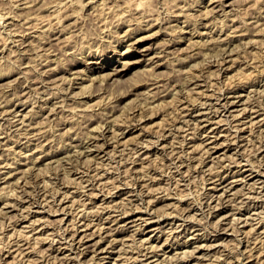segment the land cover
I'll use <instances>...</instances> for the list:
<instances>
[{
    "label": "rangeland",
    "instance_id": "rangeland-1",
    "mask_svg": "<svg viewBox=\"0 0 264 264\" xmlns=\"http://www.w3.org/2000/svg\"><path fill=\"white\" fill-rule=\"evenodd\" d=\"M15 1L14 0H0V101L2 102V103L0 102V104L1 105L3 104L2 105L3 107L0 105V122H1L0 123L1 124L0 125V141H1L0 142V209H1L0 210V216H1L0 217V229L3 228L2 230H0L1 231L0 232V243H1L0 246L3 245L2 247H0V250H1L0 256L2 254L3 260L5 258H9V261H10L9 264H14V263L17 264V262H18V264H34L35 262H36L35 264H37V263L39 264L40 262L42 264H56V262H58L60 264L61 263L62 264H117V262H118V264H145V262H147V264H149V263H151V264H164L163 263L164 261H165V264H177V263H179V264H182V263L192 264V263H194L193 261L196 262L197 260L198 261L194 264H201V263L204 264V262H206L205 264H207V263L209 264V262L211 263V261H213V264H227V262H228V264H234V263L235 264H258V262H259V264H264V252L262 251L263 250L262 248H264L263 247L264 246L263 245L264 244V240H263L264 239L263 238L264 237V234H263L264 233V228H263L264 227V222H263L264 221L263 220L264 211H262L263 210L262 208L264 207V205H263L264 204L263 203L264 202V179H263L264 175L263 174L260 175V173H262L264 171V160H263L264 159V144H263L264 143V120L262 119V117L264 118V115H263L264 114V112H263L264 111V101H263L264 100V91H263V89H264V78H263L264 77V54H263L264 53L263 52L264 51V41H263L264 40V36H263L264 35V19H263L264 18V11H263L264 10V0H211V2H209V0H79L80 3H78L79 2L78 0H77L78 2L76 0L75 1L73 0L72 4H71L72 0H68V1L67 0H24V1L21 0L22 2L20 0H17L18 2L20 1L19 3L17 1L15 2ZM13 2H15V3H13ZM64 2H65V4L70 3L69 6L68 7L64 6L65 5V4H63ZM75 2H77V3H75ZM12 3H13V5H12ZM16 3L18 6L16 5ZM86 3H87V5H86ZM207 3H208V5H207ZM82 4H84V6ZM61 5H62V7H61ZM117 5H119V6H117ZM63 6L65 8L67 7L66 10H64L65 12L63 11V9H65ZM55 8H56L55 11L57 13L53 12V10ZM206 8L209 9V12H211V13L206 12V11H208V10L205 11ZM75 9H76V11H75ZM60 10H62V12H60ZM35 11H36V14H35ZM178 11L180 12L179 14L177 13ZM31 12H32V15H34L32 17V20L35 21V24L33 23L32 20H29L28 23L30 24L32 22V24H34L35 26L37 24V27H36L37 30H35L34 25H32V27H31V25L30 26L27 25V29L24 26V24L26 25V23L28 21V19H26V16L31 14ZM52 12L55 16L51 15V17H52V19H51L49 16H50V14H52ZM58 12L61 14H58ZM7 13H9V14H7ZM42 13H43V15H42ZM63 13L66 14L67 16H65ZM68 13H70V14H68ZM2 14L5 16L3 17ZM45 14L46 15L49 14V16L47 15L48 16L47 17ZM145 14H147V15H145ZM37 15L43 16V17H37L38 19L44 18V16H45V18H50V20L54 21V24L52 23L53 21H50L49 27L47 25H45L46 27H48V29L46 27H42L40 24L37 23L39 21V20H37V18H35ZM56 15H59V18L62 20H60V19L57 20L56 18L58 16H56ZM60 15H62V17ZM16 16H17V18H16ZM53 16H54V18H53ZM173 16H174V18H173ZM22 17H23V19H22ZM24 17L27 21L24 19ZM154 17L155 18L159 17V18L155 19ZM20 18L23 21H21ZM156 20H157V23H156ZM221 20H223V22H221ZM18 21H20V22L18 23ZM148 21H149V23H148ZM151 22H154L153 25L150 24ZM16 23H17V25H16ZM21 23H23L24 28H23ZM177 23H179V24H177ZM207 23H209L208 24L209 26L207 25ZM253 23H255V24H253ZM145 24H146V26H145ZM148 24H150L151 26L149 25L150 27H148ZM178 25H180V26H178ZM182 25H183V27H182ZM234 25H240V26L237 27ZM256 25H258V26H256ZM13 26L14 27L17 26V27L14 28ZM158 26H160V27H158ZM174 26H176V27H174ZM198 26L200 27V29L197 28ZM28 27H29V29H28ZM180 27H182V28L180 29ZM236 27L240 30L235 31L236 32L235 33L232 30L233 29L236 30L237 29ZM16 28L18 30H16ZM30 28H31V30H30ZM153 28H156V29H153ZM157 28L158 29L161 28V30L157 31ZM174 28H176V30ZM183 28H185V30ZM256 28L257 29L259 28L258 30L260 32H257L258 30ZM24 29H26L27 31ZM143 29H146V30H143ZM194 29H198V30L194 31ZM247 29H248V31H247ZM151 30L152 31L154 30L153 33L158 32L157 33L158 36L152 35L153 33H149L152 36L148 35V32H152ZM17 31H19L20 33ZM54 31H56L57 33ZM177 31H179V32H177ZM191 31H192V33H190ZM198 31H199V33H198ZM244 31H246V32L244 33ZM25 32H26V34H25ZM126 32H128V33H126ZM170 32H173V33L171 34ZM201 32H202V34H201ZM41 33H42V35H41ZM125 33H126V35H125ZM180 33H182V34H180ZM145 35H147V36L145 37ZM183 35H185V36H183ZM220 35H221V37H220ZM237 35H238V37H237ZM247 35L249 37H251L250 38L251 41L248 39L249 37ZM261 35H262V37H260ZM47 36H48V38H46ZM51 36L53 38L55 36L56 37L53 39ZM224 36L225 37L227 36L226 40L223 39ZM245 36H246V38H245ZM257 36L260 37V39L262 38L263 42H261V40H259V38ZM57 37H58V39H57ZM139 37H141L142 40H139ZM215 37L217 39H215ZM240 37L241 38L243 37L242 39H245V41L244 40L242 41V39ZM252 37H253V39H255V37H256V40L252 41ZM16 38H17V40H19V42L16 40ZM165 38H167L168 40ZM43 39H45V40H43ZM231 39L233 42H231ZM234 39H236V40H234ZM132 41H135V42H132ZM163 41L164 42L167 41L166 42L167 44L166 43L164 44ZM168 41H169V43H168ZM217 41L219 42V44ZM226 41L229 42V43L227 42L229 46H226L228 49H224L226 47L223 48V46L227 44ZM246 41H247V43H245ZM256 41H259V43L258 42L256 43ZM20 42H22L21 45H20ZM45 42H47L46 43L47 45H45ZM129 42H130V44H129ZM251 42H253V43L251 44ZM216 44H218L217 47L215 46ZM231 44L233 45V47H235V48H233V50H235V51H233L232 53L228 52V51L232 50V49H229V48H232ZM245 44H246V47H245ZM253 44H256V45L253 46ZM219 45H223V46L220 47ZM150 46L152 47V50H150L151 49ZM185 46L186 47L190 46V47H187V49H186ZM242 46H244V47H242ZM41 47H43L45 49L47 48V49L46 50L43 48L41 49ZM89 47H90V49H89ZM127 47L130 49H128ZM241 47L247 49L248 51L247 50L244 51ZM14 48H16V50L17 49L18 50L16 51ZM142 48L144 50H142ZM180 48L182 50H180ZM217 48L223 53L217 52L216 51V50H218ZM220 48H222L223 50ZM4 49H5V52H4ZM88 49L90 51H88ZM96 49H97V51H96ZM127 49L133 50V52H129L130 54L129 53L127 54L126 53ZM2 50L4 53L3 52L1 53ZM157 50H160L159 53ZM236 50L238 51V55H237ZM260 50H261V52H260ZM11 51H16V52H11ZM50 51H52V52H50ZM73 51H75V52H73ZM147 51H149V52H147ZM37 52L38 53L41 52L40 54H42V55L44 54V55L41 56ZM143 52H146L147 54L145 55ZM216 52L219 55L215 54ZM190 53H191V56H190ZM224 53H226V54H224ZM152 54L155 56H152ZM210 54H211V56H210ZM220 54H222V55L220 56ZM223 54H224V56H223ZM185 55L190 57L191 60ZM159 56H160V58H159ZM225 56H227V57H225ZM148 57H149V59H147ZM152 57L155 59H151ZM186 58H187V60H186ZM225 58H227L228 60L226 61ZM87 59H89V60H87ZM136 59H138V60H136ZM188 59H189V61H188ZM220 59H222L221 61H225V62H221ZM46 60H48V61H46ZM152 60H154L156 62L155 63L156 65L154 64L153 65L154 67L150 68L152 63H149V62H152ZM184 60H186V63ZM233 60H234V62H233ZM44 61H46L45 64H44ZM192 61H194L195 64H197L198 62L199 63H198V65H195V64H192V63H194ZM22 62H23V64H19ZM39 62H40V64H39ZM47 62H49V63H47ZM187 62H189V63L191 62L192 66ZM208 62L210 64H208ZM41 63L43 65H41ZM158 63H159V65H158ZM180 64H182V65H180ZM48 65L52 66L51 68L53 70L50 69V67L48 68ZM115 65H116V67H115ZM129 65H131V66H129ZM184 65L185 66L187 65L186 66L187 68ZM209 65H211V66H209ZM253 65H255V66H253ZM109 66H111V67H109ZM196 66H198V67H196ZM222 66H223V68H222ZM189 67L191 69L193 68L192 69L193 71L191 69H189ZM199 67H201V68H199ZM227 67H229V68H227ZM40 68H41V70H40ZM45 68H46V71L49 73V75H47L48 73L45 71ZM154 68L156 69V71L154 70ZM185 68H186V71H185ZM159 69H161V70H159ZM218 69H220V70H218ZM51 70L53 72H56V73L54 74ZM157 70H159V71L157 72ZM111 71H112V73H110ZM187 71H190V72H187ZM40 72H42V73L45 72V74L44 73L40 74ZM108 72H109V74H112V76L110 75V79H109V74H108V76H106V74ZM115 72H118V73L115 75ZM151 73H153V74L150 75ZM104 75L106 78L104 77ZM37 76H38V78H37ZM53 76L60 77V78H58L60 80L59 81L56 80L57 78H55V77L53 78ZM153 76L154 77L157 76V78H154V81H158V82L155 83L154 85H151L149 83H150V81H153V79H151ZM41 77H42V80H39V79H41ZM51 77L53 79H51ZM158 77H160V78H158ZM191 77H194V78H191ZM35 78H37V79H35ZM148 78H150V79H148ZM187 78L189 81V82L188 81L187 82L189 84L187 82H185ZM29 80H31V81H29ZM34 80L35 81L38 80V81L35 82ZM51 80H55L56 82L52 81V83H51ZM148 80H150V81H148ZM177 81H179L180 83ZM41 82H43V83H41ZM44 82H45V84H44ZM71 82H72V84H71ZM39 83H41L42 85L40 84L41 85L40 86ZM84 83L85 84L87 83V84L85 85ZM185 83L187 84V86H189L188 89H187V87H182V86L186 85ZM35 84H37L38 86H35ZM80 84H81V86H80ZM156 84H159L160 86L156 85ZM191 84L196 85L195 88ZM50 85H52V86H50ZM68 85L69 86L72 85V86L67 88ZM84 85H85V89H84ZM90 85H91V87H88ZM236 85H237V87H236ZM65 86H67V87H65ZM232 86L235 88H233ZM44 87L45 88L47 87L46 90L42 89ZM86 87L89 89L88 92H86L87 91ZM191 87H193V89H195V90H193ZM38 88H39V90H38ZM65 88L68 89V91L72 90V89L73 90L69 91V93H68V91ZM147 88H149L148 89L149 91L151 90L152 94H150V92L148 90L146 91ZM173 88H176L175 90L182 91V92L178 93L176 91L177 92L176 93V92H174ZM179 88H180V90H179ZM60 89H61V91H60ZM191 89H192V91H191ZM261 89H262V91H261ZM24 90H26V91L28 90L27 94H26V91H24ZM158 90H159V92L160 91L161 92L158 93L157 92ZM171 90L174 93H172ZM188 90L191 92L189 93ZM220 90H222V91H220ZM253 90H255V91H253ZM57 91H58V93H57ZM249 91L251 92V94H253V97L251 96ZM51 92H52V94H51ZM55 92L58 95H56ZM76 92H78V93H76ZM81 92H83V93H81ZM223 92L225 93V95H223L224 94ZM235 92H236V94H235ZM29 93H30V96L28 95ZM61 93L64 94L65 96L64 95L62 96ZM156 93H158V94H156ZM238 93H241L242 95L238 98L234 97V95H237ZM17 94H18V97L16 96ZM48 94H50V96H48ZM154 94H156V96H154ZM173 94H177V96L173 95ZM211 94H212V96H211ZM219 94H221V96ZM246 94H248V95H246ZM26 95L29 98H27ZM59 95H61V96H59ZM145 95H146V97L150 96L148 99H150V98L151 99L148 101L147 98H145ZM15 96H16V98H15ZM42 96L44 99L42 98ZM151 96L154 98H152ZM175 96L176 97L180 96L181 99L176 98ZM182 96H184V97H182ZM12 97H14L15 99H12ZM64 97L66 98V100ZM155 97H156V99H155ZM207 97H209V99ZM225 97L226 98L231 97L234 100L236 98L235 103L230 104L226 108V110L223 109L224 106H222V104L226 101ZM244 97L246 99L248 98L250 100L247 99V101L245 102ZM49 98H50V101H48ZM173 98H174V101L177 100L176 101L177 105H176V102L172 101ZM240 98H241V100H239ZM20 99H21V101H20ZM24 99H25V101H24ZM40 99H42V100H40ZM45 99L47 100L46 102H48L47 105H46ZM207 99L209 100L208 102H207ZM217 99L219 101H217ZM243 99H244V101H243ZM256 99H257V101H256ZM16 100L17 101L19 100V101L17 102ZM61 100H63V101L65 100L66 102L64 101V103H63V102H61ZM155 100H156V102H155ZM161 100H163L162 104L160 102ZM202 100H204L205 103H203L204 101L202 102ZM222 100H224V102ZM253 101L255 102V104ZM10 102H11V104H10ZM15 102L17 104H15ZM22 102H24V103H22ZM56 102H58V104H56ZM154 102L156 104H153ZM23 104H25L26 106ZM41 104H42V106H41ZM201 104H204L205 107H204V105L200 106ZM250 104L254 106V107H252V109H250L251 108ZM22 105H23V107H22ZM44 105H46L47 107ZM156 105H158V106H156ZM245 105H248V106H246V108H248L247 110L245 108ZM13 106H15V107H13ZM177 107H180V109ZM185 107H187V108H185ZM256 107H258V110L259 109L260 110L258 111L256 109ZM7 108H8V110L10 109V111H8ZM210 108H211V110H210ZM220 108H221V110H220ZM54 109H56V110H54ZM200 109H202L203 111L202 110L200 111ZM206 109H207V111H206ZM5 110H7V111H5ZM172 110H174V111L176 110V111L172 112ZM177 110H180L183 114L180 111H178V113H176ZM184 110H186V114H185ZM17 111H19V113H17V115H16L15 113ZM47 111L51 112V113L49 112L50 117L47 116L48 115ZM3 112L4 113L6 112V113L4 114ZM179 112H180V114H179ZM1 113H3V115ZM24 113H25V115H24ZM42 113L44 115H46V117L45 116L42 117L43 116ZM170 113H172V114H170ZM205 113H206V115H204ZM257 113H258V116H257ZM53 114H55V115H53ZM176 114H178V116ZM4 115H6V116H4ZM11 115H12V117H11ZM110 115H112L111 118L116 115L115 116L116 118L113 117L111 119L109 117ZM117 115H119L120 118ZM173 115H175L176 117ZM181 115L182 116L184 115L185 117L183 116L184 118H182ZM1 116L4 118H2ZM189 116L191 119H189ZM203 116H205L204 117L205 119L203 118ZM23 117H25V119ZM179 117L181 120L179 119ZM220 117L222 119L224 117V119H223L224 121ZM227 117H228V120H227ZM18 118L21 121H19ZM109 118L111 121H109ZM210 118H212V120H209ZM229 118H230V120H229ZM104 119L106 120V122ZM114 119H117L118 121H116ZM124 119L126 121L125 123L123 122ZM174 119H176V120H174ZM187 119H189V120H187ZM213 119L215 121H213ZM217 119H218V121H217ZM219 119L222 120V121L220 120L221 121L220 123H219ZM240 119H241V121H239ZM257 119H259V120H257ZM260 119H262V121ZM12 120H13V122H11ZM24 120L26 122H29V123H25ZM121 120L123 123H121ZM196 120L200 121V123H198ZM250 120H252V121L257 120V121H255L253 123V122H249ZM101 121H102V123H101ZM7 122L10 125L7 124ZM119 122H120V124H119ZM173 122L176 124H174ZM195 122H197L198 125ZM22 123L24 125H22ZM98 123H99V125H98ZM202 123H204V124L202 125ZM19 124H21L22 126ZM195 124H196V127H194ZM205 124H208V125H205ZM237 124L238 125L240 124L239 126H242L244 128H243L242 132H240V134L237 133L238 134L237 136L234 133L232 135L231 132L234 131L235 125H237ZM12 125L14 127H12ZM112 125H114V126H112ZM10 126L12 129L9 128ZM30 126H32V127H30ZM100 126L103 128H101ZM110 126L113 127V129ZM172 126H174L175 128H173ZM252 126H253V128H251ZM17 127H18V129H17ZM98 127L101 128L99 130H103L101 132H103L105 136H103V133H101L99 130H96V129H98ZM169 127H171V128H169ZM193 127H194V129H193ZM19 128H20V130H19ZM28 128H31V129L29 130ZM195 128L199 129L198 131H196L197 135H195L196 132L193 133L194 132L193 130H195ZM5 129H6V132H5ZM110 129H112V131ZM169 129L170 130L172 129L175 131H169ZM202 129H203V131H202ZM116 130H118L117 131L118 134H116L117 133ZM1 131H3V133ZM162 131H164V132H162ZM19 132L22 134H20ZM25 132H27V133H25ZM94 132H96V133L99 132L97 134V136L100 137L99 141L105 142L104 140H106V145H108L110 147V148L108 146L106 147V149L109 152L107 150H105L101 153L97 150L98 145H97L96 139H98V138L94 137V136H96V135H94ZM168 132H170V133L168 134ZM110 133L113 134L112 137H111ZM165 133H166V135H165ZM14 134H15V136H14ZM118 135H120V136H118ZM229 135H232V136L230 137ZM239 135L241 138L239 137ZM113 136H114V139H113ZM93 137H94V139H93ZM142 137H144V138H142ZM234 137L236 139L235 141H234ZM104 138H106V139H104ZM157 138H159L160 140ZM249 138H251V140ZM180 139H181V141H180ZM182 140L183 141L185 140L184 141L185 143H183ZM232 140L234 142H232ZM260 140H261V142H260ZM95 141H96V143H95ZM80 142L81 143L83 142V144H81ZM119 142H121V143H119ZM216 143H218V144H216ZM94 144H95V147L91 148V147H93ZM261 144H262V146H261ZM255 145H257V146H255ZM80 146H81V148H80ZM252 146H254V147H252ZM86 147L90 148L92 150L87 149ZM132 147L135 148V150ZM205 147H208V150L206 148V150L204 151ZM54 149H55V151H54ZM112 149L115 151H113ZM173 149H174V151L176 149L177 152L175 151L176 153L175 152L172 153ZM47 150H49V151L47 152ZM79 150L81 153L79 152ZM207 151H209V152H207ZM68 152H69V155H71V156L68 155ZM115 152H116V154H115ZM136 152H137V154L134 155V153H136ZM139 152H141V153H139ZM169 152L172 156L169 154ZM181 152H183V153H181ZM49 153H51V154H49ZM52 153H53V155H52ZM93 153L95 155H93ZM96 153L99 155L97 156ZM109 153H110V155H109ZM127 154H129V155H127ZM175 154L177 156H175ZM30 155H31V157H28ZM61 155H63L62 156L63 160L60 159V158H62ZM64 155L67 156V159H64V158H66ZM91 155H93V156H91ZM53 156H54V159H56V160H54L52 158ZM85 156L93 158V159L89 158L92 161L90 162L89 159H85V158H88ZM102 156H105V158ZM127 156H128V158L129 157H131V158L128 159ZM258 156H260V157H258ZM35 157H38L40 161L37 160L38 158L36 159ZM69 157L72 158L73 160L70 159ZM126 158H127V160H126ZM136 158H139V159H137L135 161ZM173 158H177L178 160L173 159ZM79 159H80V161L82 160L83 163H85L87 161L85 164H87L88 166H86L85 164H84L85 165L84 166L83 163L79 161ZM170 160L172 161L171 163H169ZM199 160H201L200 161L201 163L199 162ZM214 160H215V162H213ZM238 160L240 161V163ZM35 161L37 162V165H36ZM70 161H72V162L70 163ZM97 161H100L102 163H99ZM174 161H175V163H173ZM211 161L213 162V164ZM202 162H204V163L202 164ZM62 163L66 164V165H64ZM166 163H168V164H166ZM220 163L221 164L223 163V164L220 165ZM245 163H247V164H245ZM51 164H54V165H51ZM95 164L98 165L99 167L96 166ZM102 164H104V165H102ZM169 164H170V166H169ZM171 164H172V166H171ZM197 164H199V166ZM30 165L31 166L35 165V166L31 167ZM126 165L127 166L129 165V166L127 167ZM190 165H192L193 168H191ZM208 165L211 166L212 169ZM27 166L30 169L27 168ZM103 166H104V168H103ZM162 166H164V168ZM178 166H179V168L177 169ZM216 166H218V167H216ZM254 166H256V167H254ZM20 167H21V169L23 167L24 168L21 170ZM132 167H137L138 169L132 168ZM169 167H170V169H169ZM249 167L253 168L255 171L252 173L253 175L251 174L248 177V179L253 177L254 175H257L258 173L259 174L256 177H254V179H256V181H257V179H260V178H262V179L259 180V182L257 181L256 184L252 183L254 179L251 180L252 182H250V180H249L250 183H248V184H247V182L241 181V179H240L233 184L234 190L232 189L231 191L230 190L227 191V194H229V195H227V194L222 195V192L227 187L228 183H231L234 179L243 177L244 174H248L251 172L250 170H248ZM18 168L22 172H19ZM97 168H99V169H97ZM105 168H106V170H105ZM127 168H128V171H127ZM217 168H219L220 170L219 169L217 170ZM28 169L30 171H27ZM186 169H188V170H186ZM215 169H216V172L214 171ZM94 170H96V171H94ZM180 170H181V172H180ZM182 170H184L187 175H185V172L183 171L184 172L183 173ZM209 170L213 171V172H209ZM9 171H10V173H8ZM16 171H18V172H16ZM101 171L103 172V174ZM238 171H240V172H238ZM23 172L25 174H23ZM99 172L104 177L101 176V174ZM132 172H133V174L131 175ZM178 172H179V174H178ZM202 172L206 176L203 175ZM206 172H207V174H206ZM217 172H218V174H217ZM221 172H223V173H221ZM90 174H91L92 179L89 177ZM98 174H100V175L98 176ZM222 174H224V175H222ZM8 175H9V177H8ZM72 175H73V178L71 177ZM233 176H234V178H233ZM17 177H19V178H17ZM78 177L81 179H79ZM98 177L99 178L101 177L100 178V179H102L101 182H100V179ZM107 178H108V181L110 180L109 182L107 181ZM144 178H146V180ZM211 178H213V179H211ZM86 179L88 180L89 183L86 181ZM80 180H82L83 183L85 182L84 184H86V186H88V187H86L85 185L83 186V184ZM178 180L181 181V184H180V182H178ZM223 180L225 182H227V184H225V182ZM79 181H80V183H79ZM102 181L106 182V184ZM136 181L139 183H141V182L142 183L139 184ZM261 181H263V183ZM60 182H61V184H60ZM99 182L101 184H99ZM146 182H147V184H146ZM150 182H151V184H150ZM219 182H221V183H219ZM132 183H135V185ZM242 183H244V184H242ZM143 184H144V187H142ZM219 184H221L222 186ZM148 185L149 186L151 185V187L149 188ZM155 185L159 186L160 188L156 187ZM213 185H214V187L215 186L216 187L214 188ZM228 185H230V184H228ZM91 186H95V188L91 187ZM98 186H100V187H98ZM146 186H148V187H146ZM153 186L156 188H154ZM254 186H256V187L254 188ZM64 187H65V189H64ZM82 187L83 188L86 187V188L82 189ZM152 187H153V189H152ZM251 187L254 190H252ZM12 188L14 190L15 189L17 190L16 194L19 198L16 197L15 191ZM168 188H170V189H168ZM228 188L231 189V187H228ZM58 189H60V192ZM63 189H64V192L62 193ZM236 189H237V191L240 189V191L237 192ZM242 189H243V191H241ZM11 190H12L13 194H12V192H10V193L8 192ZM108 190L110 191V193L108 192ZM149 190H151V191H149ZM245 190H247L248 192L247 191L245 192ZM27 191L29 193H27ZM53 191L57 192V193L56 192L53 193L57 196H53V194L51 196V193ZM83 191L87 192V193H84ZM91 191H94L95 195ZM134 191H136V192H134ZM20 192H22V194ZM90 192H91V194H89ZM138 192L139 193L141 192V193L139 194ZM186 192H188L189 194H187ZM252 192H253V194H252ZM7 193H9L10 195L8 194V196H7ZM18 193H19V195H18ZM45 193H46V195H44ZM183 193H184V195H183ZM246 193H247V195L245 196ZM248 193H249V196H248ZM28 194H30V195H28ZM185 194H186V196H185ZM215 194H216V196H215ZM243 194H244V196H243ZM12 195H14V196H12ZM21 195H22V197L20 198ZM96 195H97V197H96ZM258 195H259V197H258ZM62 196H63L64 201L61 198ZM14 197H15V199H14ZM25 197H28V198H25ZM33 197H35V198H33ZM45 197H47V198H45ZM51 197L55 198V199H53V201H52ZM64 197H66V198H64ZM178 197H180L181 199L183 198V200L181 201V199H179ZM230 197H231V199H230ZM238 197H240L239 201H238ZM251 197H252V200H251ZM42 198H43V200H42ZM59 198H60V200H59ZM206 198H208V199H206ZM253 198H256V199H253ZM21 199H23V200H21ZM24 199H26L27 201H25ZM31 199H32V201H30ZM46 199H48L49 203L46 201ZM150 199H152V200H150ZM203 199H204V201H202ZM219 199L222 201H220ZM240 199H243V201L244 200L245 201L243 202ZM6 200H9V201L6 202ZM55 200L56 201L58 200L57 201L58 203H56ZM103 200H105V201H103ZM117 200H119V201H117ZM10 201H11V204H10ZM13 201H15L16 203ZM37 201H40L39 202L40 204ZM59 201H63V202H59ZM111 201H112V204H111ZM206 201H207V204H205ZM260 201H262V202H260ZM28 202H30V203H28ZM42 202H43V204H42ZM109 202H110V205H109ZM126 202H127V207H125ZM202 202H204V203H202ZM239 202H241L242 205ZM253 202H254V204H253ZM19 203H20V207H19ZM31 203H32V205H31ZM83 203H86V205H82ZM208 203L211 205H209ZM219 203L222 205H219ZM238 203L240 205H238ZM248 203H250V204H248ZM257 203H258V205H257ZM3 204H5L7 206H5ZM51 204H53L54 206ZM216 204H218V205H216ZM2 205H3V207H2ZM121 205H123V206H121ZM138 205H139V207H138ZM21 206H23V208ZM24 206L26 208H24ZM55 206H57V207H55ZM87 206H89V207H87ZM110 206L112 207V209L110 208ZM210 206H212V208ZM218 206H220V207H218ZM53 207H54V209H56V212L54 211ZM58 207H59V209H58ZM60 207H62V208H60ZM183 207H184V209L182 210ZM209 207L211 208V210ZM214 207H215V209H214ZM246 207H247V209H246ZM28 208H29V210H28ZM120 208H121V210H120ZM124 208H126L127 210L125 209V211H124ZM238 208H240L241 210ZM3 209L4 210L6 209L7 211L5 210V212H4ZM30 209H31V211H30ZM115 209H116V211H115ZM122 209H123V211H122ZM129 209H131V212L128 211ZM260 209H262V210H261V212L258 213V211H260ZM15 210H16V212H14ZM249 210H250V212H249ZM81 211H83L82 212L83 214L81 213ZM167 211H169V212L167 213ZM189 211L191 214L189 213ZM205 211L207 213H205ZM214 211H216V212L214 213ZM2 212H4V213H2ZM78 212H80V213H78ZM94 212H96V213H94ZM193 212L196 214L194 215ZM244 212H246V214H249V215L247 216ZM73 213H76V215H74ZM92 213H94V214L92 215ZM102 213H103V215H102ZM170 213H172V214H170ZM260 213H261V215H260ZM5 214L6 215L9 214L10 216L9 215L5 216ZM25 214H27L28 216H25ZM77 214H79V215H77ZM128 214H130V215H128ZM179 214H180V216H179ZM14 215L17 216V220H16V217ZM83 215L84 216L86 215V216L84 217ZM87 215H88V217H87ZM137 215H139V216H137ZM220 215H222L223 218H221ZM12 216H14V217H12ZM100 216H101V218H100ZM174 216H176V217H174ZM217 216L220 218H218ZM233 216H234V218H232ZM255 216H256V218H255ZM2 217L5 219V221L3 220ZM10 217H12V219ZM111 217L112 218L114 217V218L112 219ZM189 217H192V218L194 217V219L189 218ZM199 217H201V218H199ZM203 217H205V218H203ZM252 217H254V218H252ZM14 218L16 221H14ZM75 218H76V220H75ZM92 218H93V220H92ZM131 218H133V219H131ZM245 218L246 219L248 218V219L245 221ZM126 219H127V223H126ZM168 219L172 222L174 220V224L173 223H172L173 225L171 224L172 226H170L168 224L170 222ZM1 220H3V221H1ZM100 220L101 221L103 220V222H100ZM134 220H136V221L134 222ZM74 221H76V222H74ZM89 221L91 223H89ZM159 221L162 223H160ZM217 221H220V222L222 221V222L217 223ZM98 222H99V226H98ZM85 223H87V224H85ZM88 223H89V225H88ZM159 223L163 226V227H161V229H158V228H160ZM178 223H180V224L184 223V224L179 226L180 224H178ZM73 224L74 225L76 224V225L74 226ZM101 224H103L104 226ZM167 224H168V226H167ZM235 224H236V227H234ZM254 224H255V228L251 229L252 230L251 231L250 228H251V226L254 227ZM61 225H63V226H61ZM100 225H101L102 230H97V229H99ZM174 225H175V227H176V225H178L176 227L177 229L171 228ZM109 226H111L112 228H110ZM123 226L125 228H123ZM217 226L219 227L220 230L219 229L217 230V228H218ZM215 227H216V229H215ZM61 228H62V230H61ZM65 228H67V229H65ZM115 228H118V229H115ZM166 228L168 229V231ZM237 228L240 229L239 232H238L239 229H237ZM68 229H70V230H68ZM108 229L110 232L108 231ZM187 229H188V231H187ZM210 229L212 230L211 232H210ZM174 230H176V231H174ZM114 231H116L115 234H114ZM207 231H209V232H207ZM169 232H170V234H169ZM248 232H249V235H247ZM62 233H63V235H62ZM91 233H92V235H90ZM171 233H172V235H171ZM258 233L261 236H258L259 235ZM49 234L51 236L48 237ZM252 234L255 237V242H254V237ZM45 235L47 237H45ZM65 235H67V236L65 237ZM100 235L102 236V238ZM166 235L167 236L170 235L171 237L170 236H169L170 238L166 237ZM69 236L70 237L72 236L71 239L69 238ZM74 236H76V237H74ZM82 236L84 238H82ZM114 236H115V238H114ZM206 236H207V238H206ZM52 237H53V239H52ZM79 237H81V239H84L82 242H80L81 244L78 243ZM248 237H250V238H248ZM256 237H259V239ZM36 238H39L40 240L36 239ZM41 238H42V241H41ZM47 238L51 239V240L49 239L50 242H48ZM65 238H66V240H64ZM210 239H211V241H210ZM37 240H39V241H37ZM75 240H76V242H75ZM112 240H114V241H112ZM220 240H222V241H220ZM245 240H247L249 242H247ZM258 240H260V241H258ZM72 241H74V242H72ZM96 241H98V242H96ZM185 241H187V242H185ZM216 241H218L219 243L218 242H217L218 244L214 243ZM165 242H167V243H165ZM205 242H207V243H205ZM208 242L209 243L213 242L215 244V246H212V247H211V245L209 246ZM259 242L262 246L259 244ZM97 243H99L98 244L99 246L96 247ZM152 243H154L155 245H153ZM246 243H248L249 245ZM6 244H8V245H6ZM210 244H212V243H210ZM244 244H245V247H244ZM253 244H255V245L258 244V245L255 246ZM111 245H113V246H111ZM156 245H159V247H157ZM201 245H203V247H200ZM259 245H260L261 249H260ZM4 246H5V248H4ZM148 246L149 247L151 246V247L149 248ZM104 247H106V248L101 252V248H104ZM152 247H153V249H151ZM216 247H218V248H216ZM246 247H247V249H246ZM17 248L23 249V250L20 252V250H17ZM88 248H91V251ZM92 248L97 249L99 252L96 253L94 251V249H92ZM248 248H249V250H248ZM254 248H255V250H253ZM24 249H25V252H24ZM250 249H251V251H250ZM28 250H30V252H32V253L28 252ZM55 250H57V251H55ZM140 250L142 252L146 251L145 253H147V254L143 253V255H142L141 254L142 252ZM219 250H220V252H219ZM259 250H261V251L259 252ZM47 251H49V252H47ZM81 251H82V253H81ZM22 252L25 254L21 255L20 253H22ZM186 252H187V254L189 253L188 254L189 257H190V253H191V255H192L190 257L191 260L189 259L187 254L182 255L183 253H186ZM229 252H231L232 254ZM251 252L253 255L251 254ZM253 252L256 254H254ZM55 253L58 254L59 257ZM131 253H132V255H131ZM228 253L230 255H228ZM258 253H259V255H258ZM16 254H18V255H16ZM30 254H31V256H30ZM127 254L129 256H131V258H134V256L138 255V257L140 256L139 258H141L142 260L139 258H138L139 260L136 259L137 257H135L134 259H131V258L129 259V256H127ZM199 254H201V255H199ZM14 255H15L14 259H16V260L13 259ZM173 255H177V256L174 257ZM196 255H198V256H196ZM19 256H20V258H19ZM146 256L147 257L149 256V258H147ZM170 256L173 258L170 259L171 258ZM184 256H186L187 258ZM30 257H32V258H30ZM167 257H169V258H167ZM226 257H227V259H226ZM261 257H262V259H261ZM26 258L28 260V263H26L27 262ZM56 258H58V259H56ZM123 258H126V259H123ZM174 258H175V260H174ZM184 258H186L185 259L186 261H182V260H184ZM238 258H240V259H238ZM11 259L13 260V262ZM34 259H36V260L39 259V262L36 260H35V262H33ZM53 259L56 261H54ZM167 259H168V261H167ZM257 259H259V260H257ZM171 260H173L174 262L173 261L171 262ZM231 260H233V261L231 262ZM261 260H262V262H261ZM140 261H143V262H140ZM167 262H169V263H167ZM199 262H201V263H199Z\"/></svg>",
    "mask_w": 264,
    "mask_h": 264
},
{
    "label": "bare ground",
    "instance_id": "bare-ground-1",
    "mask_svg": "<svg viewBox=\"0 0 264 264\" xmlns=\"http://www.w3.org/2000/svg\"><path fill=\"white\" fill-rule=\"evenodd\" d=\"M14 1H15V0H14ZM16 1H17V0H16ZM16 1H15V2H16ZM20 1H21V0H20ZM20 1H19V2H20ZM23 1H24V0H23ZM67 1H68V0H67ZM67 1H66V2H67ZM74 1H75V0H74ZM76 1H77V0H76ZM78 1H79V0H78ZM78 1H77V2H78ZM15 2H13V3H15ZM17 2H18V1H17ZM19 2H18V3H19ZM21 2H22V1H21ZM70 2H71V1H70ZM77 2H75V3H77ZM82 2H83V1H82ZM82 2H81V3H82ZM84 2H85V1H84ZM209 2H211V0H209ZM212 2H213V1H212ZM13 3H12V5H13ZM38 3H39V2H38ZM72 3H73V0H72L71 4H72ZM78 3H80V1H79ZM87 3H88V2H87ZM87 3H86V5H87ZM213 3H214V2H213ZM63 4H65V2H64ZM63 4H62V5H63ZM67 4H68V5H67ZM67 4H65L64 6H67V7H68L70 3H67ZM84 4H85V3H84ZM84 4H82V5L84 6ZM88 4H89V3H88ZM16 5H17V3H16ZM62 5H61V7H62ZM207 5H208V3H207ZM17 6H18V5H17ZM38 6H39V5H38ZM40 6H41V5H40ZM64 6H63V7H64ZM70 6H71V5H70ZM117 6H119V5H117ZM182 6H183V5H182ZM57 7H58V6H57ZM57 7H56V8H57ZM67 7H66V8H67ZM205 7H206V6H205ZM44 8H45V7H44ZM44 8H43V9H44ZM46 8H47V7H46ZM56 8L53 10V12H56V11H55ZM58 8H59V7H58ZM64 8H65V7H64ZM66 8L63 9V11L66 10ZM61 9H62V8H61ZM183 9H184V8H183ZM183 9H182V10H183ZM210 9H211V8H210ZM179 10H180V9H179ZM206 10H208V11H206ZM57 11H58V10H57ZM72 11H73V10H72ZM75 11H76V9H75ZM205 11L208 12V13H211V12H209V9H207V8L205 9ZM263 11H264V10H263ZM53 12H52V14L49 13L50 16H49V14H47L51 19H52L51 15H54ZM60 12H62V10H60ZM64 12H65V11H64ZM181 12H182V11H181ZM28 13H29V12H28ZM56 13H57V12H56ZM56 13H55V14H56ZM177 13L179 14L180 12L178 11ZM7 14H9V13H7ZM33 14H34V13H33ZM35 14H36V11H35ZM58 14H61V13L58 12ZM63 14H64V13H63ZM68 14H70V13H68ZM178 14H177V15H178ZM2 15H3V14H2ZM25 15H26V14H25ZM31 15H32V12H31V14H29L28 16H26V19H28V21H27V20L25 19V17H24V19L27 21L26 25L24 24V26H25L26 29H27V25H28V26L31 25V27H32V25L35 24V21L32 20V17H33L34 15H32V16H31ZM42 15H43V13H42ZM45 15H46V14H45ZM47 15H46V16H47ZM64 15L67 16L66 14H64ZM145 15H147V14H145ZM150 15H151V14H150ZM4 16H5V15H3V17H4ZM14 16H15V15H14ZM48 16H47V17H48ZM54 16H55V15H54ZM54 16H53V18H54ZM56 16H58L56 19L59 20V19H60V18H59V15H56ZM60 16L62 17V15H60ZM151 16H152V15H151ZM166 16H167V15H166ZM260 16H261V15H260ZM37 17H43V16H40V15L38 16V15H37L35 18H37ZM164 17H165V16H164ZM179 17H180V16H179ZM179 17H178V18H179ZM262 17H263V16H262ZM13 18H14V17H13ZM16 18H17V16H16ZM50 18H45V16H44V18H39V19L37 18V20H39L37 23L40 24L42 27H46L45 25H47V26L49 27V23H50V21H53V20H50ZM144 18H145V17H144ZM152 18H153V17H152ZM154 18H155V17H154ZM157 18H159V17H157ZM157 18H155V19H157ZM173 18H174V16H173ZM176 18H177V17H176ZM176 18H175V19H176ZM180 18H181V17H180ZM232 18H233V17H232ZM20 19H21V18H20ZM22 19H23V17H22ZM22 19H21V21H23ZM148 19H149V18H148ZM166 19H167V18H166ZM263 19H264V18H263ZM263 19H262V20H263ZM29 20H32L34 24H32L31 21H30L31 23L29 24V23H28ZM37 20H36V21H37ZM60 20H62V19H60ZM145 20H146V19H145ZM151 20H152V19H151ZM176 20H177V19H176ZM10 21H11V20H10ZM10 21H9V22H10ZM153 21H154V20H153ZM174 21H175V20H174ZM183 21H184V20H183ZM235 21H236V20H235ZM19 22H20V21H18V23H19ZM159 22H160V21H159ZM177 22H178V21H177ZM186 22H187V21H186ZM221 22H223V20H221ZM262 22H263V21H262ZM10 23H11V22H10ZM52 23L54 24V21H53ZM121 23H122V22H121ZM148 23H149V21H148ZM153 23H154V22H151L150 24L153 25ZM156 23H157V20H156ZM160 23H161V22H160ZM225 23H226V22H225ZM8 24H9V23H8ZM21 24H22V26H23V23H21ZM150 24H148V27L151 26ZM158 24H159V23H158ZM177 24H179V23H177ZM205 24H206V23H205ZM208 24H209V23H207V25H208ZM221 24H222V23H221ZM231 24H232V23H231ZM253 24H255V23H253ZM12 25H13V24H12ZM16 25H17V23H16ZM149 25H150V26H149ZM175 25H176V24H175ZM187 25H188V24H187ZM20 26H21V25H20ZM24 26H23V28H24ZM34 26H35V25H34ZM52 26H53V25H52ZM145 26H146V24H145ZM160 26H161V25H160ZM160 26H158V27H160ZM176 26H177V25H176ZM176 26H174V27H176ZM178 26H180V25H178ZM185 26H186V25H185ZM208 26H209V25H208ZM234 26H237V27H238V26H240V25H234ZM242 26H243V25H242ZM252 26H253V25H252ZM256 26H258V25H256ZM13 27H14V26H13ZM15 27H17V26H15ZM15 27H14V28H15ZM36 27H37V24H36V26L34 27L35 30H37ZM39 27H40V26H39ZM42 27H41V28H42ZM48 27H46V28L48 29ZM50 27H51V26H50ZM182 27H183V25H182ZM182 27H180V29H181ZM237 27H236V28H237ZM243 27H244V26H243ZM248 27H249V26H248ZM248 27H247V28H248ZM259 27H260V26H259ZM11 28H12V27H11ZM11 28H10V29H11ZM34 28H33V29H34ZM177 28H178V27H177ZM197 28L200 29L199 26H198ZM223 28H224V27H223ZM229 28H230V27H229ZM234 28H235V27H234ZM245 28H246V27H245ZM249 28H250V27H249ZM261 28H262V27H261ZM26 29H24V30H26ZM28 29H29V27H28ZM43 29H44V28H43ZM50 29H51V28H50ZM50 29H49V30H50ZM128 29H129V28H128ZM147 29H148V28H147ZM153 29H156V28H153ZM174 29L176 30V28H174ZM183 29L185 30V28H183ZM225 29H226V28H225ZM237 29H238V28H237ZM237 29H236V30L233 29L232 31L235 32V31H239V30H240V29H238V30H237ZM243 29H244V28H243ZM256 29H257V28H256ZM256 29H255V30H256ZM258 29H259V28H258ZM258 29H257V30H258ZM16 30H18V29L16 28ZM16 30H15V31H16ZM30 30H31V28H30ZM49 30H48V31H49ZM51 30H52V29H51ZM53 30H54V29H53ZM143 30H146V29H143ZM160 30H161V28H160V29L157 28V31H160ZM195 30H198V29H194V31H195ZM230 30H231V29H230ZM257 30H256V31H257ZM26 31H27V30H26ZM44 31H45V30H44ZM48 31H47V32H48ZM126 31H127V30H126ZM151 31H152V30H151ZM162 31H163V30H162ZM166 31H167V30H166ZM181 31H182V30H181ZM186 31H187V30H186ZM186 31H185V32H186ZM194 31H193V32H194ZM200 31H201V30H200ZM247 31H248V29H247ZM256 31H255V32H256ZM11 32H12V31H11ZM17 32H19V31H17ZM54 32H56V31H54ZM153 32H154V30H153L152 32H148V35H150L149 33H153ZM177 32H179V31H177ZM185 32H184V33H185ZM225 32H226V31H225ZM245 32H246V31H244V33H245ZM257 32H260V31L258 30ZM261 32H262V31H261ZM19 33H20V32H19ZM45 33H46V32H45ZM50 33H51V32H50ZM52 33H53V32H52ZM56 33H57V32H56ZM126 33H128V32H126ZM126 33H125V35H126ZM157 33H158V32H155V33H153L152 35H157ZM165 33H166V32H165ZM170 33L172 34L173 32H170ZM190 33H192V31H191ZM198 33H199V31H198ZM227 33H228V32H227ZM227 33H226V34H227ZM231 33H232V32H231ZM231 33H230V34H231ZM235 33H236V32H235ZM239 33H240V32H239ZM25 34H26V32H25ZM54 34H55V33H54ZM129 34H130V33H129ZM159 34H160V33H159ZM162 34H163V33H162ZM162 34H161V35H162ZM167 34H168V33H167ZM178 34H179V33H178ZM180 34H182V33H180ZM201 34H202V32H201ZM228 34H229V33H228ZM237 34H238V33H237ZM242 34H243V33H242ZM242 34H241V35H242ZM255 34H256V33H255ZM262 34H263V33H262ZM41 35H42V33H41ZM127 35H128V34H127ZM152 35H150V36H152ZM238 35H239V34H238ZM238 35H237V37H238ZM253 35H254V34H253ZM256 35H257V34H256ZM26 36H27V35H26ZM146 36H147V35H145V37H146ZM157 36H158V35H157ZM157 36H156V37H157ZM183 36H185V35H183ZM222 36H223V35H222ZM239 36H240V35H239ZM247 36H248V35H247ZM263 36H264V35H263ZM44 37H45V36H44ZM51 37H52V36H51ZM51 37H50V38H51ZM55 37H56V36H55ZM55 37H54V38H55ZM120 37H121V36H120ZM126 37H127V36H126ZM142 37H143V36H142ZM169 37H170V36H169ZM181 37H182V36H181ZM220 37H221V35H220ZM226 37H227V36H226ZM226 37L224 36L223 39L226 40ZM228 37H229V36H228ZM232 37H233V36H232ZM248 37H249V36H248ZM253 37H254V36H253ZM253 37H252V41L256 40V37H255V39H253ZM257 37H258V36H257ZM260 37H262V35H261ZM260 37H258L259 40H261V42H263L264 40H263L262 38L260 39ZM46 38H48V36H47ZM46 38H45V39H46ZM50 38H49V39H50ZM52 38H53V37H52ZM54 38H53V39H54ZM128 38H129V37H128ZM149 38H150V37H149ZM233 38H234V37H233ZM235 38H236V37H235ZM240 38H241V37H240ZM242 38H243V37H242ZM242 38H241V39H242ZM245 38H246V36H245ZM250 38H251V37H249L248 39L250 40ZM258 38H257V39H258ZM18 39H19V38H18ZM45 39H43V40H45ZM57 39H58V37H57ZM134 39H135V38H134ZM137 39H138V38H137ZM137 39H136V40H137ZM144 39H145V38H144ZM165 39H167V38H165ZM184 39H185V38H184ZM215 39H217V38L215 37ZM219 39H220V38H219ZM16 40H17V38H16ZM46 40H47V39H46ZM132 40H133V39H132ZM139 40H142V38L139 37ZM150 40H151V39H150ZM155 40H156V39H155ZM167 40H168V39H167ZM186 40H187V39H186ZM227 40H228V39H227ZM234 40H236V39H234ZM243 40L245 41V39H242V41H243ZM262 40H263V41H262ZM14 41H15V40H14ZM17 41L19 42V40H17ZM22 41H23V40H22ZM47 41H48V40H47ZM119 41H120V40H119ZM137 41H138V40H137ZM137 41H136V42H137ZM151 41H152V40H151ZM194 41H195V40H194ZM196 41H197V40H196ZM220 41H221V40H220ZM238 41H239V40H238ZM240 41H241V40H240ZM250 41H251V40H250ZM23 42H24V41H23ZM41 42H42V41H41ZM50 42H51V41H50ZM92 42H93V41H92ZM132 42H135V41H132ZM143 42H144V41H143ZM153 42H154V41H153ZM163 42H164V41H163ZM166 42H167V41H165L164 44H165ZM198 42H199V41H198ZM217 42H218V41H217ZM227 42H228V41H226V43H227ZM231 42H233L232 39H231ZM248 42H249V41H248ZM257 42L259 43V41H256V43H257ZM21 43H22V42H20V45H21ZM46 43H47V42H45V45H47ZM168 43H169V41H168ZM170 43H171V42H170ZM228 43H229V42H228ZM228 43H227L226 45H224V46H223V45H219V46H220V47L223 46V48H224V47H226V46H229ZM245 43H247V41H246ZM252 43H253V42H251V44H252ZM129 44H130V42H129ZM142 44H143V43H142ZM166 44H167V43H166ZM182 44H183V43H182ZM192 44H193V43H192ZM218 44H219V42H218ZM218 44H216L215 46L217 47ZM222 44H223V43H222ZM233 44H234V43H233ZM238 44H239V43H238ZM18 45H19V44H18ZM41 45H42V44H41ZM43 45H44V44H43ZM92 45H93V44H92ZM133 45H134V44H133ZM169 45H170V44H169ZM171 45H172V44H171ZM186 45H187V44H186ZM193 45H194V44H193ZM231 45H232V44H231ZM248 45H249V44H248ZM255 45H256V44H253V46H255ZM74 46H75V45H74ZM90 46H91V45H90ZM97 46H98V45H97ZM97 46H96V47H97ZM140 46H141V45H140ZM140 46H139V47H140ZM166 46H167V45H166ZM236 46H237V45H236ZM249 46H250V45H249ZM39 47H40V46H39ZM91 47H92V46H91ZM128 47H129V46H128ZM128 47H127V48H128ZM150 47H151V46H150ZM167 47H168V46H167ZM180 47H181V46H180ZM187 47H190V46H187ZM187 47L185 46L186 49H187ZM213 47H214V46H213ZM242 47H244V46H242ZM242 47H241V48H242ZM245 47H246V44H245ZM16 48H17V47H16ZM16 48H14V49L16 50ZM42 48H43V47H41V49H42ZM131 48H132V47H131ZM136 48H137V47H136ZM144 48H145V47H144ZM156 48H157V47H156ZM160 48H161V47H160ZM182 48H183V47H182ZM185 48H184V49H185ZM233 48H235V47H233V45H232V48H229V49H232V50H230V51H228V52H231V53H232L233 51H235V50H233ZM14 49H13V50H14ZM43 49H45V48H43ZM46 49H47V48H46ZM46 49H45V50H46ZM89 49H90V47H89ZM89 49H88V51H90ZM93 49H94V48H93ZM128 49H130V48H128ZM128 49H127V52H126L127 54H128L129 52H133V50H128ZM137 49H138V48H137ZM177 49H178V48H177ZM184 49H183V50H184ZM217 49H218V48H217ZM220 49H222V48H220ZM224 49H228V48L226 47V48H224ZM242 49H243L244 51L247 50V49H245V48H242ZM10 50H11V49H10ZM17 50H18V49H17ZM17 50H16V51H17ZM142 50H144V49L142 48ZM150 50H152V47H151ZM161 50H162V49H161ZM180 50H182V49L180 48ZM214 50H215V49H214ZM222 50H223V49H222ZM237 50H238V49H237ZM237 50H236V51H237ZM16 51H11V52H16ZM94 51H95V50H94ZM96 51H97V49H96ZM98 51H99V50H98ZM125 51H126V50H125ZM145 51H146V50H145ZM157 51H158V53H159L160 50H157ZM163 51H164V50H163ZM216 51L219 52V53L221 52L219 49L216 50ZM225 51H226V50H225ZM247 51H248V50H247ZM2 52H3V50L1 51V53H2ZM4 52H5V49H4ZM4 52H3V53H4ZM50 52H52V51H50ZM73 52H75V51H73ZM82 52H83V51H82ZM82 52H81V53H82ZM99 52H100V51H99ZM137 52H138V51H137ZM147 52H149V51H147ZM183 52H184V51H183ZM212 52H213V51H212ZM217 52H216L215 54L219 55ZM240 52H241V51H240ZM260 52H261V50H260ZM263 52H264V51H263ZM37 53H38V52H37ZM40 53H41V52H40ZM40 53H38V54H40ZM90 53H91V52H90ZM143 53H144L145 55L147 54L146 52H143ZM155 53H156V52H155ZM155 53H154V54H155ZM213 53H214V52H213ZM213 53H212V54H213ZM221 53H223V52H221ZM12 54H13V53H12ZM92 54H93V53H92ZM94 54H95V53H94ZM129 54H130V53H129ZM134 54H135V53H134ZM144 54H143V55H144ZM187 54H188V53H187ZM224 54H226V53H224ZM224 54H223V56H224ZM235 54H236V53H235ZM261 54H262V53H261ZM263 54H264V53H263ZM14 55H15V54H14ZM40 55L43 56L44 54H43V55L40 54ZM148 55H149V54H148ZM155 55H156V54H155ZM155 55L152 54V56H155ZM158 55H159V54H158ZM213 55H214V54H213ZM221 55H222V54H220V56H221ZM237 55H238V51H237ZM240 55H241V54H240ZM240 55H239V56H240ZM185 56H187V55H185ZM190 56H191V53H190ZM193 56H194V55H193ZM196 56H197V55H196ZM210 56H211V54H210ZM210 56H209V57H210ZM220 56H219V57H220ZM48 57H49V56H48ZM85 57H86V56H85ZM142 57H143V56H142ZM150 57H151V56H150ZM183 57H184V56H183ZM187 57H188V56H187ZM202 57H203V56H202ZM212 57H213V56H212ZM225 57H227V56H225ZM240 57H241V56H240ZM261 57H262V56H261ZM21 58H22V57H21ZM43 58H44V57H43ZM159 58H160V56H159ZM188 58L190 59V57H188ZM47 59H48V58H47ZM82 59H83V58H82ZM147 59H149V57H148ZM151 59H155V58L152 57ZM151 59H150V60H151ZM189 59H188V61H189ZM204 59H205V58H204ZM204 59H203V60H204ZM218 59H219V58H218ZM225 59H226V61L228 60L227 58H225ZM225 59H224V60H225ZM232 59H233V58H232ZM43 60H44V59H43ZM87 60H89V59H87ZM104 60H105V59H104ZM136 60H138V59H136ZM186 60H187V58H186ZM186 60H184L185 63H186ZM190 60H191V59H190ZM221 60H222V59H220V61H221ZM235 60H236V59H235ZM46 61H48V60H46ZM46 61H44V64H45ZM50 61H51V60H50ZM111 61H112V60H111ZM139 61H140V60H139ZM211 61H212V60H211ZM42 62H43V61H42ZM74 62H75V61H74ZM83 62H84V61H83ZM98 62H99V61H98ZM101 62H102V61H101ZM108 62H109V61H108ZM131 62H132V61H131ZM131 62H130V63H131ZM192 62H194V61H192ZM213 62H214V61H213ZM216 62H217V61H216ZM216 62H215V63H216ZM221 62H225V61H221ZM229 62H230V61H229ZM233 62H234V60H233ZM26 63H27V62H26ZM28 63H29V62H28ZM47 63H49V62H47ZM47 63H46V64H47ZM76 63H77V62H76ZM149 63H152L150 68H153V67H154L153 65H154L156 62H155L154 60H152V62H149ZM160 63H161V62H160ZM179 63H180V62H179ZM179 63H178V64H179ZM187 63H189V62H187ZM198 63H199V62H198ZM198 63L195 64V62H194V63H192V64L198 65ZM215 63H214V64H215ZM218 63H219V62H218ZM251 63H252V62H251ZM19 64H23V62H22V63H19ZM29 64H30V63H29ZM39 64H40V62H39ZM189 64L191 65V62H190ZM208 64H210V63L208 62ZM222 64H223V63H222ZM41 65H43V64L41 63ZM104 65H105V64H104ZM155 65H156V64H155ZM158 65H159V63H158ZM180 65H182V64H180ZM217 65H218V64H217ZM224 65H225V64H224ZM224 65H223V66H224ZM232 65H233V64H232ZM37 66H38V65H37ZM46 66H47V65H46ZM113 66H114V65H113ZM129 66H131V65H129ZM184 66H185V65H184ZM186 66H187V65H186ZM186 66H185V67H186ZM191 66H192V65H191ZM209 66H211V65H209ZM223 66H222V68H223ZM253 66H255V65H253ZM49 67H50V69H52V68H51L52 66L48 65V68H49ZM94 67H95V66H94ZM109 67H111V66H109ZM115 67H116V65H115ZM155 67H156V66H155ZM196 67H198V66H196ZM54 68H55V67H54ZM97 68H98V67H97ZM180 68H181V67H180ZM186 68H187V67H186ZM186 68H185V71H186ZM199 68H201V67H199ZM227 68H229V67H227ZM227 68H226V69H227ZM242 68H243V67H242ZM15 69H16V68H15ZM93 69H94V68H93ZM189 69H191V68L189 67ZM192 69H193V68H192ZM192 69H191V70H192ZM40 70H41V68H40ZM47 70H48V69H47ZM52 70H53V69H52ZM52 70H51V71H52ZM66 70H67V69H66ZM114 70H115V69H114ZM114 70H113V71H114ZM154 70L156 71L155 68H154ZM159 70H161V69H159ZM159 70H157V72H158ZM218 70H220V69H218ZM19 71H20V70H19ZM23 71H24V70H23ZM45 71H46V68H45ZM64 71H65V70H64ZM116 71H117V70H116ZM192 71H193V70H192ZM200 71H201V70H200ZM46 72H47V71H46ZM49 72H50V71H49ZM52 72H53V71H52ZM151 72H152V71H151ZM187 72H190V71H187ZM20 73H21V72H20ZM41 73H42V72H40V74H41ZM43 73L45 74V72H43ZM43 73H42V74H43ZM47 73H48V72H47ZM47 73H46V74H47ZM50 73H51V72H50ZM53 73L55 74L56 72H53ZM110 73H112V71H111ZM117 73H118V72H115V75H116ZM219 73H220V72H219ZM108 74H109V72L106 74V76H108ZM152 74H153V73H151L150 75H152ZM156 74H157V73H156ZM47 75H49V73H48ZM57 75H58V74H57ZM110 75L112 76V74H109V79H110ZM113 75H114V74H113ZM118 75H119V74H118ZM121 75H122V74H121ZM187 75H188V74H187ZM41 76H42V75H41ZM158 76H159V75H158ZM192 76H193V75H192ZM54 77H55V76H53V78H54ZM67 77H68V76H67ZM104 77H105V75H104ZM104 77H103V78H104ZM114 77H115V76H114ZM37 78H38V76H37ZM37 78H35V79H37ZM39 78H40V77H39ZM48 78H49V77H48ZM48 78H47V79H48ZM53 78L51 77V79H53ZM55 78H57L56 80H58V81L60 80V79H58V78H60V77H58V76H56ZM69 78H70V77H69ZM105 78H106V77H105ZM150 78H151V77H150ZM150 78H148V79H150ZM154 78H157V76H156V77L153 76V77L151 78V79H153V81L148 80V81H150L149 84L154 85L155 83L158 82V81H154ZM158 78H160V77H158ZM191 78H194V77H191ZM263 78H264V77H263ZM33 79H34V78H33ZM33 79H32V80H33ZM39 80H42V77H41V79H39ZM48 80H49V79H48ZM190 80H191V79H190ZM29 81H31V80H29ZM34 81H35V80H34ZM37 81H38V80H37ZM37 81H35V82H37ZM52 81L54 82L55 80H51V83H52ZM70 81H71V80H70ZM159 81H160V80H159ZM187 81H188V78L186 79L185 82H187ZM55 82H56V81H55ZM65 82H66V81H65ZM67 82H68V81H67ZM177 82H179V81H177ZM188 82H189V81H188ZM188 82H187V83H188ZM41 83H43V82H41ZM41 83H39V85H40ZM146 83H147V82H146ZM179 83H180V82H179ZM183 83H184V82H183ZM183 83H182V84H183ZM190 83H191V82H190ZM196 83H197V82H196ZM44 84H45V82H44ZM71 84H72V82H71ZM84 84H85V83H84ZM86 84H87V83H86ZM86 84H85V85H86ZM185 84H186V83H185ZM185 84H184V85H185ZM188 84H189V83H188ZM197 84H198V83H197ZM41 85H42V84H41ZM41 85H40V86H41ZM46 85H47V84H46ZM46 85H45V86H46ZM48 85H49V84H48ZM64 85H65V84H64ZM69 85H70V84H69ZM69 85H68V87H67V86H65V87L69 88V87L72 86V85H71V86H69ZM85 85H84V89H85ZM88 85H89V84H88ZM146 85H147V84H146ZM156 85H159V84H156ZM156 85H155V86H156ZM178 85H179V84H178ZM191 85H193V84H191ZM262 85H263V84H262ZM35 86H38V85L35 84ZM50 86H52V85H50ZM80 86H81V84H80ZM159 86H160V85H159ZM195 86H196V85H193L194 88H195ZM197 86H198V85H197ZM48 87H49V86H48ZM55 87H56V86H55ZM88 87H91V85L88 86ZM146 87H147V86H146ZM177 87H178V86H177ZM182 87H187V89H188L189 86H187V84H186L185 86H182ZM193 87H191V88L193 89ZM232 87H233V86H232ZM236 87H237V85H236ZM238 87H239V86H238ZM31 88H32V87H31ZM46 88H47V87H46ZM46 88L44 87V88H42V89L46 90ZM51 88H52V87H51ZM62 88H63V87H62ZM86 88H87V87H86ZM153 88H154V87H153ZM233 88H235V87H233ZM65 89H66V88H65ZM84 89H83V90H84ZM148 89H149V88H147L146 91H147ZM160 89H161V88H160ZM175 89H176V88H173L174 92H176V91H177L178 93H179V92H180V93L182 92V91H178V90H175ZM177 89H178V88H177ZM183 89H184V88H183ZM192 89H191V91H192ZM250 89H251V88H250ZM22 90H23V89H22ZM38 90H39V88H38ZM48 90H49V89H48ZM50 90H51V89H50ZM66 90L68 91V89H66ZM72 90H73V89H72ZM72 90H69V91H72ZM81 90H82V89H81ZM88 90H89V89L87 88V91H86V90H85V91L88 92ZM179 90H180V88H179ZM185 90H186V89H185ZM193 90H195V89H193ZM201 90H202V89H201ZM248 90H249V89H248ZM248 90H247V91H248ZM24 91H26V90H24ZM27 91H28V90H27ZM27 91H26V94H27ZM40 91H41V90H40ZM60 91H61V89H60ZM69 91H68V93H69ZM85 91H84V92H85ZM148 91H149V90H148ZM155 91H156V90H155ZM171 91H172V90H171ZM188 91H189V90H188ZM188 91H187V92H188ZM191 91H189V93H190ZM220 91H222V90H220ZM228 91H229V90H228ZM233 91H234V90H233ZM244 91H245V90H244ZM253 91H255V90H253ZM261 91H262V89H261ZM263 91H264V89H263ZM29 92H30V91H29ZM44 92H45V91H44ZM149 92H150V94H152V93H151V90H150ZM157 92L160 93L161 91L159 92V90H158ZM174 92L172 91V93H174ZM177 92H176V93H177ZM183 92H184V91H183ZM201 92H202V91H201ZM225 92H226V91H225ZM241 92H242V91H241ZM249 92H250V91H249ZM30 93H31V92H30ZM30 93L28 94L29 96H30ZM48 93H49V92H48ZM57 93H58V91H57ZM63 93H64V92H63ZM66 93H67V92H66ZM72 93H73V92H72ZM76 93H78V92H76ZM81 93H83V92H81ZM153 93H154V92H153ZM158 93H156V94H158ZM199 93H200V92H199ZM223 93H224V92H223ZM242 93H243V92H242ZM247 93H248V92H247ZM254 93H255V92H254ZM256 93H257V92H256ZM15 94H16V93H15ZM22 94H23V93H22ZM51 94H52V92H51ZM55 94H56V92H55ZM59 94H60V93H59ZM150 94H149V95H150ZM156 94H154V96H156ZM165 94H166V93H165ZM168 94H169V93H168ZM221 94H222V93H221ZM221 94H219V95L221 96ZM235 94H236V92H235ZM250 94H251V92H250ZM262 94H263V93H262ZM42 95H43V94H42ZM56 95H58V94H56ZM61 95L63 96L64 94L61 93ZM61 95H59V96H61ZM68 95H69V94H68ZM160 95H161V94H160ZM160 95H159V96H160ZM173 95H176V96H177V94H173ZM223 95H225V93H224ZM233 95H234V94H233ZM241 95H242L241 93H238L237 95H234V97L238 98V97H240ZM246 95H248V94H246ZM16 96L18 97V94H17ZM16 96H15V98H16ZM44 96H45V95H44ZM48 96H50V94H48ZM48 96H47V97H48ZM59 96H58V97H59ZM64 96H65V95H64ZM147 96H148V95H147ZM163 96H164V95H163ZM163 96H162V97H163ZM176 96H175V97H176ZM211 96H212V94H211ZM215 96H216V95H215ZM220 96H219V97H220ZM226 96H227V95H226ZM249 96H250V95H249ZM251 96L253 97V94H251ZM257 96H258V95H257ZM26 97H27V95H26ZM67 97H68V96H67ZM110 97H111V96H110ZM143 97H144V96H143ZM149 97H150V96L146 97V95H145V98H147L148 101L151 99V98L148 99ZM151 97H152V96H151ZM157 97H158V96H157ZM182 97H184V96H182ZM209 97H210V96H209ZM209 97H207V98L209 99ZM247 97H248V96H247ZM15 98L12 97V99H15ZM27 98H29V97H27ZM27 98H26V99H27ZM42 98H43V96H42ZM53 98H54V97H53ZM56 98H57V97H56ZM61 98H62V97H61ZM64 98H65V97H64ZM141 98H142V97H141ZM152 98H154V97H152ZM159 98H160V97H159ZM176 98H180V99H181L180 96H178V97H176ZM236 98H235V100H236ZM244 98H245V97H244ZM260 98H261V97H260ZM43 99H44V98H43ZM47 99H48V98H47ZM155 99H156V97H155ZM208 99H207V102L209 101ZM219 99H220V98H219ZM225 99H226V101L224 102V100H222L224 103H223V104L221 103V104H222V106H224L223 109L226 110V108H227L230 104H234V103H235V100L232 99L231 97H230V98H228V97L226 98V97H225ZM247 99H248V98H247ZM247 99L245 98V102L247 101ZM253 99H254V98H253ZM28 100H29V99H28ZM28 100H27V101H28ZM40 100H42V99H40ZM57 100H58V99H57ZM57 100H56V101H57ZM65 100H66V98H65ZM65 100H64V101H65ZM157 100H158V99H157ZM171 100H172V99H171ZM182 100H183V99H182ZM239 100H241V98H240ZM248 100H250V99H248ZM261 100H262V99H261ZM2 101H3V100H2ZM16 101H17V100H16ZM18 101H19V100H18ZM18 101H17V102H18ZM20 101H21V99H20ZM22 101H23V100H22ZM24 101H25V99H24ZM27 101H26V102H27ZM29 101H30V100H29ZM29 101H28V102H29ZM46 101H47V100L45 99V102H46ZM48 101H50V98H49ZM51 101H52V100H51ZM64 101L61 100V102H63V103H64ZM162 101H163V100L160 101L161 104L163 103ZM172 101H174V98H173ZM176 101H177V100H176ZM176 101H174V102H176ZM180 101H181V100H180ZM203 101H204V100H202V102H203ZM217 101H219V100L217 99ZM222 101H221V102H222ZM243 101H244V99H243ZM243 101H242V102H243ZM256 101H257V99H256ZM263 101H264V100H263ZM0 102H1V101H0ZM28 102H27V103H28ZM54 102H55V101H54ZM65 102H66V101H65ZM155 102H156V100H155ZM155 102H154L153 104H156ZM164 102H165V101H164ZM207 102H206V103H207ZM236 102H237V101H236ZM250 102H251V101H250ZM253 102H254V101H253ZM259 102H260V101H259ZM1 103H2V102H1ZM22 103H24V102H22ZM40 103H41V102H40ZM43 103H44V102H43ZM151 103H152V102H151ZM198 103H199V102H198ZM203 103H205V101H204ZM209 103H210V102H209ZM243 103H244V102H243ZM247 103H248V102H247ZM10 104H11V102H10ZM15 104H17V103L15 102ZM47 104H48V102H46V105H47ZM51 104H52V103H51ZM56 104H58V102H56ZM173 104H174V103H173ZM214 104H215V103H214ZM252 104H253V103H252ZM254 104H255V102H254ZM0 105H1V104H0ZM2 105H3V104H2ZM2 105H1V106H2ZM4 105H5V104H4ZM13 105H14V104H13ZM18 105H19V104H18ZM23 105H25V104H23ZM23 105H22V107H23ZM46 105H44V106H46ZM176 105H177V102H176ZM178 105H179V104H178ZM202 105H204V104H201L200 106H202ZM248 105H249V104H248ZM248 105H245V108H246V106H248ZM250 105H251V104H250ZM262 105H263V104H262ZM25 106H26V105H25ZM32 106H33V105H32ZM41 106H42V104H41ZM156 106H158V105H156ZM216 106H217V105H216ZM218 106H219V105H218ZM2 107H3V106H2ZM13 107H15V106H13ZM46 107H47V106H46ZM46 107H45V108H46ZM51 107H52V106H51ZM55 107H56V106H55ZM115 107H116V106H115ZM174 107H175V106H174ZM204 107H205V105H204ZM210 107H211V106H210ZM252 107H254V106L251 105V108H250V109H252ZM260 107H261V106H260ZM40 108H41V107H40ZM175 108H176V107H175ZM177 108L180 109V107H177ZM185 108H187V107H185ZM204 109H205V108H204ZM207 109H208V108H207ZM207 109H206V111H207ZM216 109H217V108H216ZM241 109H242V108H241ZM247 109H248V108H246V110H247ZM256 109L258 110V107H256ZM7 110H8V108H7ZM7 110H5V111H7ZM11 110H12V109H11ZM44 110H45V109H44ZM54 110H56V109H54ZM133 110H134V109H133ZM201 110H202V109H200V111H201ZM208 110H209V109H208ZM210 110H211V108H210ZM212 110H213V109H212ZM214 110H215V109H214ZM220 110H221V108H220ZM259 110H260V109H259ZM259 110H258V111H259ZM8 111H10V109H9ZM173 111H174V110H172V112H173ZM175 111H176V110H175ZM175 111H174V112H175ZM178 111H180V110H177L176 113H178ZM187 111H188V110H187ZM202 111H203V110H202ZM204 111H205V110H204ZM216 111H217V110H216ZM223 111H224V110H223ZM249 111H250V110H249ZM253 111H254V110H253ZM14 112H15V111H14ZM43 112H44V111H43ZM49 112H50V111H49ZM49 112L47 111V113H48L47 116L50 117ZM170 112H171V111H170ZM180 112H181V111H180ZM180 112H179V114H180ZM184 112H185V114H186V110H184ZM188 112H189V111H188ZM254 112H255V111H254ZM263 112H264V111H263ZM3 113H4V112H3ZM3 113H1V114L3 115ZM5 113H6V112H5ZM5 113H4V114H5ZM8 113H9V112H8ZM17 113H19V111H17L15 114L17 115ZM50 113H51V112H50ZM181 113H182V112H181ZM200 113H201V112H200ZM210 113H211V112H210ZM213 113H214V112H213ZM42 114H43V113H42ZM170 114H172V113H170ZM182 114H183V113H182ZM185 114H184V115H185ZM211 114H212V113H211ZM215 114H216V113H215ZM251 114H252V113H251ZM6 115H7V114H6ZM6 115H4V116H6ZM9 115H10V114H9ZM24 115H25V113H24ZM26 115H27V114H26ZM51 115H52V114H51ZM53 115H55V114H53ZM167 115H168V114H167ZM176 115L178 116V114H176ZM184 115H183V116H184ZM192 115H193V114H192ZM200 115H201V114H200ZM204 115H206V113H205ZM249 115H250V114H249ZM252 115H253V114H252ZM263 115H264V114H263ZM13 116H14V115H13ZM19 116H20V115H19ZM44 116L46 117V115L43 114L42 117H44ZM111 116H112V115H110L109 117L111 118ZM115 116H116V115H115ZM115 116H113V117H115ZM117 116H119V115H117ZM128 116H129V115H128ZM173 116H175V115H173ZM181 116H182V115H181ZM183 116H182V118H184L186 115H185L184 117H183ZM196 116H197V115H196ZM215 116H216V115H215ZM257 116H258V113H257ZM1 117H2V116H1ZM7 117H8V116H7ZM11 117H12V115H11ZM14 117H15V116H14ZM26 117H27V116H26ZM113 117H112V118H113ZM175 117H176V116H175ZM204 117H205V116H203V118H204ZM207 117H208V116H207ZM221 117H222V116H221ZM221 117H220V118H221ZM229 117H230V116H229ZM234 117H235V116H234ZM250 117H251V116H250ZM255 117H256V116H255ZM2 118H4V117H2ZM2 118H1V119H2ZM23 118L25 119V117H23ZM23 118H22V119H23ZM110 118H109V121H111ZM112 118H111V119H112ZM115 118H116V117H115ZM119 118H120V116H119ZM177 118H178V117H177ZM197 118H198V117H197ZM252 118H253V117H252ZM7 119H8V118H7ZM11 119H12V118H11ZM20 119H21V118H20ZM46 119H47V118H46ZM48 119H49V118H48ZM93 119H94V118H93ZM117 119H118V118H117ZM117 119H114V120L118 121ZM179 119H180V117H179ZM189 119H191L190 116H189ZM189 119H187V120H189ZM194 119H195V118H194ZM204 119H205V118H204ZM221 119H222V118H221ZM221 119H219V123L224 119V117H223L222 120H221ZM253 119H254V118H253ZM255 119H256V118H255ZM262 119L264 120L263 117H262ZM262 119H260V120L262 121ZM18 120H19V118H18ZM41 120H42V119H41ZM104 120H105V119H104ZM107 120H108V119H107ZM114 120H113V121H114ZM174 120H176V119H174ZM174 120H173V121H174ZM180 120H181V119H180ZM185 120H186V119H185ZM209 120H212V118H210ZM220 120H221V121H220ZM227 120H228V117H227ZM229 120H230V118H229ZM257 120H259V119H257ZM257 120H253V121L250 120L249 122H253V123H254V122L257 121ZM19 121H21V120H19ZM24 121H25V120H24ZM191 121H192V120H191ZM196 121H197V120H196ZM213 121H215V120L213 119ZM217 121H218V119H217ZM223 121H224V120H223ZM239 121H241V119H240ZM11 122H13V120H12ZM40 122H41V121H40ZM44 122H45V121H44ZM103 122H104V121H103ZM105 122H106V120H105ZM123 122H124V123L126 122L125 119H124ZM123 122H122V120H121V123H123ZM183 122H184V121H183ZM187 122H188V121H187ZM187 122H186V123H187ZM197 122L200 123V121H197ZM197 122H195V123H197ZM208 122H209V121H208ZM211 122H212V121H211ZM0 123H1V122H0ZM5 123H6V122H5ZM14 123H15V122H14ZM14 123H13V124H14ZM16 123H17V122H16ZM23 123H24V122H23ZM23 123H22V125H24ZM25 123H29V122H26V121H25ZM101 123H102V121H101ZM107 123H108V122H107ZM112 123H113V122H112ZM173 123H174V122H173ZM177 123H178V122H177ZM186 123H185V124H186ZM192 123H193V122H192ZM198 123H197V125H198ZM205 123H206V122H205ZM2 124H3V123H2ZM7 124H9V123L7 122ZM7 124H6V125H7ZM32 124H33V123H32ZM114 124H115V123H114ZM119 124H120V122H119ZM174 124H176V123H174ZM188 124H189V123H188ZM190 124H191V123H190ZM203 124H204V123H202V125H203ZM244 124H245V123H244ZM244 124H243V125H244ZM250 124H251V123H250ZM256 124H257V123H256ZM0 125H1V124H0ZM9 125H10V124H9ZM9 125H8V126H9ZM19 125H21V124H19ZM19 125H18V126H19ZM22 125H21V126H22ZM98 125H99V123H98ZM105 125H106V124H105ZM121 125H122V124H121ZM186 125H187V124H186ZM205 125H208V124H205ZM231 125H232V124H231ZM239 125H240V124H239ZM239 125H238V124L235 125V129H234V131L231 132L232 135H233V133H234V134L237 136V135H238L237 133L240 134V132H242V130H243L244 127L239 126ZM245 125H246V124H245ZM252 125H253V124H252ZM3 126H4V125H3ZM15 126H16V125H15ZM21 126H20V127H21ZM33 126H34V125H33ZM95 126H96V125H95ZM95 126H94V127H95ZM106 126H107V125H106ZM112 126H114V125H112ZM178 126H179V125H178ZM181 126H182V125H181ZM200 126H201V125H200ZM209 126H210V125H209ZM212 126H213V125H212ZM12 127H14V126L12 125ZM30 127H32V126H30ZM35 127H36V126H35ZM100 127H101V126H100ZM110 127H111V126H110ZM115 127H116V126H115ZM115 127H114V128H115ZM172 127L175 128L174 126H172ZM184 127H185V126H184ZM191 127H192V126H191ZM194 127H196V124H195ZM194 127H193V129H194ZM197 127H198V126H197ZM210 127H211V126H210ZM229 127H230V126H229ZM7 128H8V127H7ZM9 128L12 129L11 126H10ZM23 128H24V127H23ZM101 128H103V127H101ZM101 128L98 127V129H96V130H99V129H101ZM111 128L113 129V127H111ZM169 128H171V127H169ZM173 128H172V129H173ZM178 128H179V127H178ZM182 128H183V127H182ZM212 128H213V127H212ZM230 128H231V127H230ZM233 128H234V127H233ZM251 128H253V126H252ZM13 129H14V128H13ZM17 129H18V127H17ZM17 129H16V130H17ZM28 129L30 130L31 128H28ZM112 129H110V130L112 131ZM116 129H117V128H116ZM172 129H171V130L169 129V131H175V130H172ZM179 129H180V128H179ZM179 129H178V130H179ZM183 129H184V128H183ZM196 129H197V128H195V130H193V131H194L193 133H195L196 131L199 130V129H197V130H196ZM209 129H210V128H209ZM19 130H20V128H19ZM22 130H23V129H22ZM24 130H25V129H24ZM29 130H28V131H29ZM110 130H109V131H110ZM200 130H201V129H200ZM28 131H27V132H28ZM99 131L101 132V131H103V130H99ZM117 131H118V130H116V132H117ZM164 131H165V130H164ZM164 131H162V132H164ZM202 131H203V129H202ZM205 131H206V130H205ZM227 131H228V130H227ZM1 132L3 133V131H1ZM5 132H6V129H5ZM27 132H25V133H27ZM30 132H31V131H30ZM214 132H215V131H214ZM16 133H17V132H16ZM19 133H20V132H19ZM98 133H99V132H98ZM98 133L94 132V135H96V136H94V135H93V136H94L95 138H98V139H96V141H97V145H98L97 150H98L99 152L102 153L103 151L107 150L106 147H107L108 145H106V140H104L105 142H101V141H99V138H100V137L97 136ZM101 133H103V132H101ZM105 133H106V132H105ZM111 133H112V132H111ZM111 133H110V134H111ZM169 133H170V132H168V134H169ZM172 133H173V132H172ZM203 133H204V132H203ZM229 133H230V132H229ZM17 134H18V133H17ZM20 134H22V133H20ZM20 134H19V135H20ZM116 134H118V132H117ZM161 134H162V133H161ZM28 135H29V134H28ZM112 135H113V134H111V137H112ZM165 135H166V133H165ZM195 135H197V132H196ZM195 135H194V136H195ZM232 135H229V136L231 137ZM14 136H15V134H14ZM90 136H91V135H90ZM103 136H105L104 133H103ZM103 136H102V137H103ZM114 136H115V135H114ZM114 136H113V139H114ZM118 136H120V135H118ZM163 136H164V135H163ZM217 136H218V135H217ZM26 137H27V136H26ZM94 137H93V139H94ZM108 137H109V136H108ZM145 137H146V136H145ZM172 137H173V136H172ZM239 137H240V135H239ZM242 137H243V136H242ZM260 137H261V136H260ZM88 138H89V137H88ZM118 138H119V137H118ZM142 138H144V137H142ZM183 138H184V137H183ZM193 138H194V137H193ZM240 138H241V137H240ZM104 139H106V138H104ZM157 139H159V138H157ZM184 139H185V138H184ZM225 139H226V138H225ZM230 139H231V138H230ZM249 139L251 140V138H249ZM18 140H19V139H18ZM100 140H101V139H100ZM117 140H118V139H117ZM143 140H144V139H143ZM159 140H160V139H159ZM159 140H158V141H159ZM235 140H236V139H235V137H234V141H235ZM86 141H87V140H86ZM86 141H85V142H86ZM92 141H93V140H92ZM96 141H95V143H96ZM114 141H115V140H114ZM118 141H119V140H118ZM158 141H157V142H158ZM180 141H181V139H180ZM182 141H183V140H182ZM184 141H185V140H184ZM184 141H183V143H185ZM234 141L232 140V142H234ZM239 141H240V140H239ZM0 142H1V141H0ZM100 142H101V143H100ZM260 142H261V140H260ZM80 143H81V142H80ZM86 143H87V142H86ZM91 143H92V142H91ZM117 143H118V142H117ZM119 143H121V142H119ZM181 143H182V142H181ZM219 143H220V142H219ZM81 144H83V142H82ZM81 144H80V145H81ZM104 144H105V145H104ZM112 144H113V143H112ZM146 144H147V143H146ZM155 144H156V143H155ZM216 144H218V143H216ZM236 144H237V143H236ZM236 144H235V145H236ZM263 144H264V143H263ZM84 145H85V144H84ZM89 145H90V144H89ZM114 145H115V144H114ZM149 145H150V144H149ZM182 145H183V144H182ZM230 145H231V144H230ZM246 145H247V144H246ZM77 146H78V145H77ZM205 146H206V145H205ZM247 146H248V145H247ZM255 146H257V145H255ZM258 146H259V145H258ZM261 146H262V144H261ZM94 147H95V144H94L93 147H91V148H94ZM108 147H109V146H108ZM125 147H126V146H125ZM133 147H134V146H133ZM133 147H132V148H133ZM252 147H254V146H252ZM259 147H260V146H259ZM80 148H81V146H80ZM82 148H83V147H82ZM86 148H87V147H86ZM109 148H110V147H109ZM113 148H114V147H113ZM203 148H204V147H203ZM206 148H207V150H208V147H205L204 151L206 150ZM237 148H238V147H237ZM44 149H45V148H44ZM58 149H59V148H58ZM87 149H90V148H87ZM95 149H96V148H95ZM114 149H115V148H114ZM133 149L135 150V148H133ZM234 149H235V148H234ZM245 149H246V148H245ZM59 150H60V149H59ZM80 150H81V149H80ZM80 150H79V152H80ZM90 150H92V149H90ZM97 150H96V151H97ZM109 150H110V149H109ZM112 150H113V149H112ZM136 150H137V149H136ZM235 150H236V149H235ZM48 151H49V150H47V152H48ZM54 151H55V149H54ZM65 151H66V150H65ZM81 151H82V150H81ZM93 151H94V150H93ZM93 151H92V152H93ZM107 151H108V150H107ZM107 151H106V152H107ZM113 151H115V150H113ZM138 151H139V150H138ZM172 151H173L172 153H174V152L176 151V149H175V151H174V149H173ZM179 151H180V150H179ZM181 151H182V150H181ZM59 152H60V151H59ZM79 152H78V153H79ZM86 152H87V151H86ZM89 152H90V151H89ZM108 152H109V151H108ZM144 152H145V151H144ZM176 152H177V151H176ZM176 152H175V153H176ZM207 152H209V151H207ZM60 153H61V152H60ZM62 153H63V152H62ZM64 153H65V152H64ZM80 153H81V152H80ZM87 153H88V152H87ZM87 153H86V154H87ZM94 153H95V152H94ZM94 153H93V155H95ZM97 153H98V152H97ZM97 153H96V154H97ZM139 153H141V152H139ZM142 153H143V152H142ZM181 153H183V152H181ZM181 153H180V154H181ZM34 154H35V153H34ZM49 154H51V153H49ZM71 154H72V153H71ZM115 154H116V152H115ZM130 154H131V153H130ZM135 154H137V152L134 153V155H135ZM169 154H170V152H169ZM52 155H53V153H52ZM68 155H69V152H68ZM83 155H84V154H83ZM89 155H90V154H89ZM93 155H91V156H93ZM98 155H99V154H97V156H98ZM109 155H110V153H109ZM127 155H129V154H127ZM170 155H171V154H170ZM62 156H63V155H61V157H62ZM64 156H65V155H64ZM69 156H71V155H69ZM78 156H79V155H78ZM81 156H82V155H81ZM112 156H113V155H112ZM138 156H139V155H138ZM141 156H142V155H141ZM171 156H172V155H171ZM175 156H177V155L175 154ZM183 156H184V155H183ZM187 156H188V155H187ZM202 156H203V155H202ZM209 156H210V155H209ZM232 156H233V155H232ZM262 156H263V155H262ZM28 157H31V155L28 156ZM65 157H66V158H64V159H67V156H65ZM72 157H73V156H72ZM85 157H88V156H85ZM102 157L105 158V156H102ZM113 157H114V156H113ZM132 157H133V156H132ZM179 157H180V156H179ZM258 157H260V156H258ZM35 158L37 159L38 157H35ZM52 158L54 159V156H53ZM52 158H51V159H52ZM55 158H56V157H55ZM69 158H70V157H69ZM69 158H68V159H69ZM89 158H91V157H88V158H85V159H89ZM95 158H96V157H95ZM100 158H101V157H100ZM127 158H128V156H127ZM127 158H126V160H127ZM130 158H131V157H129L128 159H130ZM140 158H141V157H140ZM171 158H172V157H171ZM234 158H235V157H234ZM29 159H30V158H29ZM60 159L63 160V157L60 158ZM70 159H72V158H70ZM81 159H82V158H81ZM83 159H84V158H83ZM91 159H93V158H91ZM97 159H98V158H97ZM137 159H139V158H136L135 161H136ZM173 159H177V158H173ZM201 159H202V158H201ZM37 160H39V158H38ZM54 160H56V159H54ZM72 160H73V159H72ZM94 160H95V159H94ZM120 160H121V159H120ZM132 160H133V159H132ZM177 160H178V159H177ZM250 160H251V159H250ZM259 160H260V159H259ZM263 160H264V159H263ZM39 161H40V160H39ZM79 161H80V159H79ZM85 161H86V160H85ZM89 161L91 162L92 160L89 159ZM89 161H88V162H89ZM100 161H101V160H100ZM100 161H97V162L102 163V162H100ZM121 161H122V160H121ZM185 161H186V160H185ZM185 161H184V162H185ZM200 161H201V160H199V162H200ZM202 161H203V160H202ZM204 161H205V160H204ZM216 161H217V160H216ZM238 161H239V160H238ZM35 162H36V161H35ZM49 162H50V161H49ZM55 162H56V161H55ZM62 162H63V161H62ZM71 162H72V161H70V163H71ZM76 162H77V161H76ZM76 162H75V163H76ZM80 162H82V160H81ZM80 162H79V163H80ZM86 162H87V161H86ZM86 162H85V163H86ZM94 162H95V161H94ZM108 162H109V161H108ZM171 162H172V161L170 160L169 163H171ZM176 162H177V161H176ZM199 162H198V163H199ZM205 162H206V161H205ZM211 162H212V161H211ZM213 162H215V160H214ZM213 162H212V164H213ZM218 162H219V161H218ZM251 162H252V161H251ZM260 162H261V161H260ZM26 163H27V162H26ZM75 163H74V164H75ZM82 163H83V162H82ZM85 163H83V165H84ZM95 163H96V162H95ZM99 163H98V164H99ZM109 163H110V162H109ZM120 163H121V162H120ZM173 163H175V161H174ZM200 163H201V162H200ZM200 163H199V164H200ZM203 163H204V162H202V164H203ZM239 163H240V161H239ZM252 163H253V162H252ZM261 163H262V162H261ZM29 164H30V163H29ZM62 164H64V163H62ZM76 164H77V163H76ZM80 164H81V163H80ZM96 164H97V163H96ZM96 164H95V165H96ZM166 164H168V163H166ZM166 164H165V165H166ZM190 164H191V163H190ZM194 164H195V163H194ZM199 164H197V165L199 166ZM202 164H201V165H202ZM215 164H216V163H215ZM222 164H223V163H222ZM222 164L220 163V165H222ZM229 164H230V163H229ZM245 164H247V163H245ZM253 164H254V163H253ZM258 164H259V163H258ZM36 165H37V162H36ZM51 165H54V164H51ZM55 165H56V164H55ZM64 165H66V164H64ZM71 165H72V164H71ZM71 165H70V166H71ZM85 165L88 166L87 164H85ZM85 165H84V166H85ZM102 165H104V164H102ZM106 165H107V164H106ZM175 165H176V164H175ZM188 165H189V164H188ZM216 165H217V164H216ZM28 166H29V165H28ZM28 166H27V168H29ZM30 166H31V165H30ZM34 166H35V165H32L31 167H34ZM72 166H73V165H72ZM96 166H98V165H96ZM124 166H125V165H124ZM126 166H127V165H126ZM128 166H129V165H128ZM128 166H127V167H128ZM169 166H170V164H169ZM171 166H172V164H171ZM190 166H191V168H193L192 165H190ZM195 166H196V165H195ZM198 166H197V167H198ZM208 166H209V165H208ZM213 166H214V165H213ZM249 166H250V165H249ZM251 166H252V165H251ZM260 166H261V165H260ZM39 167H40V166H39ZM73 167H74V166H73ZM78 167H79V166H78ZM98 167H99V166H98ZM105 167H106V166H105ZM130 167H131V166H130ZM142 167H143V166H142ZM162 167L164 168V166H162ZM200 167H201V166H200ZM202 167H203V166H202ZM206 167H207V166H206ZM209 167H211V166H209ZM214 167H215V166H214ZM216 167H218V166H216ZM254 167H256V166H254ZM257 167H258V166H257ZM23 168H24V167H23ZM23 168H22V169H23ZM35 168H36V167H35ZM94 168H95V167H94ZM103 168H104V166H103ZM107 168H108V167H107ZM132 168H137V167H132ZM178 168H179V166L177 167V169H178ZM186 168H187V167H186ZM262 168H263V167H262ZM20 169H21V167H20ZM22 169H21V170H22ZM29 169H30V168H29ZM29 169H28L27 171H30ZM40 169H41V168H40ZM97 169H99V168H97ZM97 169H96V170H97ZM137 169H138V168H137ZM151 169H152V168H151ZM159 169H160V168H159ZM169 169H170V167H169ZM173 169H174V168H173ZM188 169H189V168H188ZM188 169H186V170H188ZM194 169H195V168H194ZM196 169H197V168H196ZM207 169H208V168H207ZM211 169H212V167H211ZM218 169H219V168H217V170H218ZM229 169H230V168H229ZM245 169H246V168H245ZM18 170H19V168H18ZM21 170H19V172H22ZM38 170H39V169H38ZM88 170H89V169H88ZM96 170H94V171H96ZM105 170H106V168H105ZM130 170H131V169H130ZM160 170H161V169H160ZM162 170H163V169H162ZM165 170H166V169H165ZM167 170H168V169H167ZM202 170H203V169H202ZM219 170H220V169H219ZM248 170H250L251 172L248 173V174H244L243 177H240V178H237V179H234V180L232 179L233 181H232L231 183H228V184H230V185H228L227 182H225L226 180L223 178V179L225 180V181H224V180H223V181L225 182V184H227V187L223 190L222 195L227 194V191H228V190L231 191V190L234 188V187H233V184H234L236 181H238V180L241 179V181L247 182V184H248V183L252 182L251 180H253L254 177H256V176L259 174V173H258L257 175H254L253 177H251V178L248 179V177H249V176L255 171L253 168H250V167H249ZM39 171H40V170H39ZM71 171H72V170H71ZM86 171H87V170H86ZM107 171H108V170H107ZM127 171H128V168H127ZM131 171H132V170H131ZM134 171H135V170H134ZM156 171H157V170H156ZM156 171H155V172H156ZM168 171H169V170H168ZM183 171H184V170H182V172H183ZM194 171H195V170H194ZM197 171H198V170H197ZM206 171H207V170H206ZM214 171L216 172V169H215ZM257 171H258V170H257ZM16 172H18V171H16ZM24 172H25V171H24ZM24 172H23V174H25ZM101 172H102V171H101ZM104 172H105V171H104ZM149 172H150V171H149ZM149 172H148V173H149ZM165 172H166V171H165ZM180 172H181V170H180ZM184 172H185V171H184ZM184 172H183V173H184ZM209 172H213V171H210V170H209ZM238 172H240V171H238ZM8 173H10V171H9ZM37 173H38V172H37ZM99 173H100V172H99ZM150 173H151V172H150ZM198 173H199V172H198ZM221 173H223V172H221ZM15 174H16V173H15ZM15 174H14V175H15ZM93 174H94V173H93ZM100 174H101V173H100ZM100 174H98V176H99ZM102 174H103V172H102ZM102 174H101V176H103ZM132 174H133V172L131 173V175H132ZM154 174H155V173H154ZM178 174H179V172H178ZM188 174H189V173H188ZM200 174H201V173H200ZM202 174H203V172H202ZM206 174H207V172H206ZM217 174H218V172H217ZM233 174H234V173H233ZM235 174H236V173H235ZM242 174H243V173H242ZM262 174L264 175V171H263L262 173H260V175H262ZM94 175H95V174H94ZM104 175H105V174H104ZM150 175H151V174H150ZM155 175H156V174H155ZM181 175H182V174H181ZM185 175H187L186 172H185ZM203 175H205V174H203ZM210 175H211V174H210ZM222 175H224V174H222ZM252 175H253V174H252ZM10 176H11V175H10ZM156 176H157V175H156ZM175 176H176V175H175ZM175 176H174V177H175ZM205 176H206V175H205ZM208 176H209V175H208ZM208 176H207V177H208ZM214 176H215V175H214ZM218 176H219V175H218ZM8 177H9V175H8ZM71 177L73 178V175H72ZM89 177L91 178V174H90ZM96 177H97V176H96ZM96 177H95V178H96ZM103 177H104V176H103ZM108 177H109V176H108ZM153 177H154V176H153ZM183 177H184V176H183ZM221 177H222V176H221ZM11 178H12V177H11ZM17 178H19V177H17ZM78 178H79V177H78ZM83 178H84V177H83ZM98 178H99V177H98ZM100 178H101V177H100ZM100 178H99V179H100ZM118 178H119V177H118ZM225 178H226V177H225ZM233 178H234V176H233ZM235 178H236V177H235ZM257 178H258V177H257ZM70 179H71V178H70ZM76 179H77V178H76ZM76 179H75V180H76ZM79 179H81V178H79ZM91 179H92V178H91ZM109 179H110V178H109ZM144 179L146 180V178H144ZM155 179H156V178H155ZM185 179H186V178H185ZM211 179H213V178H211ZM214 179H215V178H214ZM217 179H218V178H217ZM221 179H222V178H221ZM227 179H228V178H227ZM261 179H262V178L257 179V181L259 182V180H261ZM263 179H264V178H263ZM72 180H73V179H72ZM94 180H95V179H94ZM101 180H102V179H100V182H101ZM134 180H135V179H134ZM147 180H148V179H147ZM181 180H182V179H181ZM249 180H250V182H249ZM18 181H19V180H18ZM18 181H17V182H18ZM77 181H78V180H77ZM80 181L82 182L83 186H84V185L86 186V184H84L85 182L83 183L82 180H80ZM80 181H79V183H80ZM86 181L88 182L87 179H86ZM89 181H90V180H89ZM105 181H106V180H105ZM107 181H108V178H107ZM107 181H106V182H107ZM109 181H110V180H109ZM109 181H108V182H109ZM143 181H144V180H143ZM153 181H154V180H153ZM208 181H209V180H208ZM217 181H218V180H217ZM257 181H256V179H254L252 183H253V184H256ZM58 182H59V181H58ZM61 182H62V181H61ZM61 182H60V184H61ZM100 182H99V184H101ZM102 182H104V181H102ZM106 182H104V183L106 184ZM108 182H107V183H108ZM136 182H137V181H136ZM136 182H135V183H136ZM157 182H158V181H157ZM159 182H160V181H159ZM175 182H176V181H175ZM178 182H180V184H181V181L178 180ZM261 182L263 183V181H261ZM62 183H63V182H62ZM79 183H78V184H79ZM88 183H89V182H88ZM95 183H96V182H95ZM120 183H121V182H120ZM120 183H119V184H120ZM135 183H132V184L135 185ZM137 183H139V182H137ZM141 183H142V182H141ZM141 183H139V184H141ZM143 183H144V182H143ZM152 183H153V182H152ZM210 183H211V182H210ZM216 183H217V182H216ZM219 183H221V182H219ZM57 184H58V183H57ZM64 184H65V183H64ZM97 184H98V183H97ZM102 184H103V183H102ZM146 184H147V182H146ZM150 184H151V182H150ZM177 184H178V183H177ZM184 184H185V183H184ZM242 184H244V183H242ZM153 185H154V184H153ZM156 185H157V184H156ZM156 185H155V186H156ZM214 185H215V184H214ZM214 185H213V187H214ZM219 185H221V184H219ZM262 185H263V184H262ZM58 186H59V185H58ZM79 186H80V185H79ZM79 186H78V187H79ZM81 186H82V185H81ZM119 186H120V185H119ZM148 186H149V185H148ZM148 186H146V187H148ZM221 186H222V185H221ZM242 186H243V185H242ZM252 186H253V185H252ZM15 187H16V186H15ZM15 187H14V188H15ZM59 187H60V186H59ZM59 187H58V188H59ZM86 187H88V186H86ZM86 187H85V188H86ZM91 187H94V188H95V186H91ZM91 187H90V188H91ZM98 187H100V186H98ZM142 187H144V184H143ZM146 187H145V188H146ZM150 187H151V185L149 186V188H150ZM153 187H154V186H153ZM153 187H152V189H153ZM156 187H159V186H156ZM156 187H154V188H156ZM211 187H212V186H211ZM215 187H216V186H215ZM215 187H214V188H215ZM219 187H220V186H219ZM228 187H231V189L228 188ZM255 187H256V186H254V188H255ZM16 188H17V187H16ZM85 188L82 187V189H85ZM108 188H109V187H108ZM159 188H160V187H159ZM161 188H162V187H161ZM165 188H166V187H165ZM217 188H218V187H217ZM217 188H216V189H217ZM223 188H224V187H223ZM235 188H236V187H235ZM240 188H241V187H240ZM243 188H244V187H243ZM249 188H250V187H249ZM10 189H11V188H10ZM12 189H13V188H12ZM64 189H65V187H64ZM64 189H63V191L61 190L62 193L64 192ZM92 189H93V188H92ZM157 189H158V188H157ZM168 189H170V188H168ZM221 189H222V188H221ZM251 189H252V187H251ZM251 189H250V190H251ZM13 190H14V189H13ZM27 190H28V189H27ZM56 190H57V189H56ZM58 190H59V192H60V189H58ZM93 190H94V189H93ZM109 190H110V189H109ZM109 190H108V192L110 193ZM130 190H131V189H130ZM141 190H142V189H141ZM141 190H140V191H141ZM212 190H213V189H212ZM214 190H215V189H214ZM233 190H234V189H233ZM252 190H254V189H252ZM14 191H15V194H16V191H17V190L15 189ZM77 191H78V190H77ZM87 191H88V190H87ZM89 191H90V190H89ZM137 191H138V190H137ZM147 191H148V190H147ZM149 191H151V190H149ZM207 191H208V190H207ZM230 191H229V192H230ZM236 191H237V189H236ZM238 191H240V189H239ZM238 191H237V192H238ZM241 191H243V189H242ZM246 191H247V190H245V192H246ZM257 191H258V190H257ZM8 192L10 193V192H12V190H11V191H8ZM22 192H23V191H22ZM22 192H20V193L22 194ZM55 192H56V191H55ZM55 192L53 191V192L51 193V196H52V194L55 193ZM83 192H84V191H83ZM91 192L94 193V191H91ZM91 192H90L89 194H91ZM111 192H112V191H111ZM134 192H136V191H134ZM141 192H142V191H141ZM141 192H140V193H141ZM212 192H213V191H212ZM229 192H228V193H229ZM232 192H233V191H232ZM232 192H231V193H232ZM247 192H248V191H247ZM249 192H250V191H249ZM9 193H7V196H8ZM25 193H26V192H25ZM27 193H29V192L27 191ZM47 193H48V192H47ZM56 193H57V192H56ZM67 193H68V192H67ZM70 193H71V192H70ZM70 193H69V194H70ZM84 193H87V192H84ZM96 193H97V192H96ZM105 193H106V192H105ZM109 193H108V194H109ZM138 193H139V192H138ZM140 193H139V194H140ZM186 193L189 194L188 192H186ZM206 193H207V192H206ZM235 193H236V192H235ZM239 193H240V192H239ZM250 193H251V192H250ZM12 194H13V192H12ZM108 194H107V195H108ZM212 194H213V193H212ZM216 194H217V193H216ZM216 194H215V196H216ZM237 194H238V193H237ZM252 194H253V192H252ZM260 194H261V193H260ZM1 195H2V194H1ZM9 195H10V194H9ZM18 195H19V193H18ZM28 195H30V194H28ZM44 195H46V193H45ZM48 195H49V194H48ZM48 195H47V196H48ZM67 195H68V194H67ZM94 195H95V193H94ZM121 195H122V194H121ZM183 195H184V193H183ZM183 195H182V196H183ZM219 195H220V194H219ZM227 195H229V194H227ZM240 195H241V194H240ZM246 195H247V193L245 194V196H246ZM4 196H5V195H4ZM12 196H14V195H12ZM24 196H25V195H24ZM53 196H57V195L53 194ZM65 196H66V195H65ZM88 196H89V195H88ZM111 196H112V195H111ZM139 196H140V195H139ZM139 196H138V197H139ZM182 196H181V197H182ZM185 196H186V194H185ZM209 196H210V195H209ZM225 196H226V195H225ZM238 196H239V195H238ZM243 196H244V194H243ZM248 196H249V193H248ZM248 196H247V197H248ZM254 196H255V195H254ZM16 197H18L17 194H16ZM21 197H22V195L20 196V198H21ZM28 197H29V196H28ZM28 197H25V198H28ZM67 197H68V196H67ZM92 197H93V196H92ZM96 197H97V195H96ZM136 197H137V196H136ZM203 197H204V196H203ZM223 197H224V196H223ZM235 197H236V196H235ZM256 197H257V196H256ZM258 197H259V195H258ZM18 198H19V197H18ZM33 198H35V197H33ZM45 198H47V197H45ZM61 198L63 199V196H62ZM64 198H66V197H64ZM98 198H99V197H98ZM113 198H114V197H113ZM122 198H123V197H122ZM178 198L181 199L180 197H178ZM239 198H240V197H238V201H239ZM241 198H242V197H241ZM243 198H244V197H243ZM245 198H246V197H245ZM14 199H15V197H14ZM14 199H13V200H14ZM39 199H40V198H39ZM51 199H52V201H53V199H55V198H52V197H51ZM56 199H57V198H56ZM62 199H61V200H62ZM115 199H116V198H115ZM120 199H121V198H120ZM204 199H205V198H204ZM204 199H203L202 201H204ZM206 199H208V198H206ZM210 199H211V198H210ZM217 199H218V198H217ZM230 199H231V197H230ZM235 199H236V198H235ZM253 199H256V198H253ZM9 200H10V199H9ZM9 200H6V202L9 201ZM21 200H23V199H21ZM24 200L27 201L26 199H24ZM40 200H41V199H40ZM42 200H43V198H42ZM59 200H60V198H59ZM79 200H80V199H79ZM110 200H111V199H110ZM121 200H122V199H121ZM123 200H124V199H123ZM150 200H152V199H150ZM182 200H183V198L181 199V201H182ZM199 200H200V199H199ZM199 200H198V201H199ZM211 200H212V199H211ZM211 200H210V201H211ZM219 200H220V199H219ZM240 200L243 201V199H240ZM251 200H252V197H251ZM16 201H17V200H16ZM30 201H32V199H31ZM46 201L49 203L48 199H46ZM55 201H56V200H55ZM57 201H58V200H57ZM57 201H56V203H58ZM63 201H64V199H63ZM63 201H59V202H63ZM103 201H105V200H103ZM117 201H119V200H117ZM200 201H201V200H200ZM210 201H209V202H210ZM216 201H217V200H216ZM220 201H222V200H220ZM223 201H224V200H223ZM244 201H245V200H244ZM244 201H243V202H244ZM262 201H263V200H262ZM262 201H260V202H262ZM3 202H4V201H3ZM13 202H15V201H13ZM21 202H22V201H21ZM34 202H35V201H34ZM37 202L39 203L40 201H37ZM85 202H86V201H85ZM113 202H114V201H113ZM120 202H121V201H120ZM122 202H123V201H122ZM249 202H250V201H249ZM260 202H259V203H260ZM8 203H9V202H8ZM15 203H16V202H15ZM22 203H23V202H22ZM28 203H30V202H28ZM86 203H87V202H86ZM86 203H83L82 205H86ZM105 203H106V202H105ZM123 203H124V202H123ZM197 203H198V202H197ZM202 203H204V202H202ZM202 203H201V204H202ZM236 203H237V202H236ZM239 203L242 205L241 202H239ZM239 203H238V205H240ZM251 203H252V202H251ZM255 203H256V202H255ZM263 203H264V202H263ZM263 203H262V204H263ZM10 204H11V201H10ZM39 204H40V203H39ZM42 204H43V202H42ZM95 204H96V203H95ZM107 204H108V203H107ZM111 204H112V201H111ZM124 204H125V203H124ZM187 204H188V203H187ZM189 204H190V203H189ZM201 204H200V205H201ZM205 204H207V201H206ZM208 204H209V203H208ZM212 204H213V203H212ZM243 204H244V203H243ZM248 204H250V203H248ZM253 204H254V202H253ZM260 204H261V203H260ZM3 205H5V204H3ZM3 205H2V207H3ZM15 205H16V204H15ZM27 205H28V204H27ZM27 205H26V206H27ZM31 205H32V203H31ZM51 205H53V204H51ZM61 205H62V204H61ZM80 205H81V204H80ZM102 205H103V204H102ZM109 205H110V202H109ZM209 205H211V204H209ZM216 205H218V204H216ZM219 205H222V204L219 203ZM251 205H252V204H251ZM257 205H258V203H257ZM263 205H264V204H263ZM5 206H7V205H5ZM29 206H30V205H29ZM53 206H54V205H53ZM64 206H65V205H64ZM113 206H114V205H113ZM117 206H118V205H117ZM121 206H123V205H121ZM124 206H125V205H124ZM244 206H245V205H244ZM260 206H261V205H260ZM19 207H20V203H19ZM21 207L23 208V206H21ZM30 207H31V206H30ZM30 207H29V208H30ZM55 207H57V206H55ZM62 207H63V206H62ZM62 207H60V208H62ZM87 207H89V206H87ZM92 207H93V206H92ZM105 207H106V206H105ZM114 207H115V206H114ZM125 207H127V202H126V206H125ZM138 207H139V205H138ZM202 207H203V206H202ZM202 207H201V208H202ZM205 207H206V206H205ZM210 207L212 208V206H210ZM210 207H209V208H210ZM218 207H220V206H218ZM235 207H236V206H235ZM247 207H248V206H247ZM247 207H246V209H247ZM250 207H251V206H250ZM254 207H255V206H254ZM13 208H14V207H13ZM24 208H26V207L24 206ZM29 208H28V210H29ZM102 208H103V207H102ZM106 208H107V207H106ZM108 208H109V207H108ZM110 208L112 209L111 206H110ZM122 208H123V207H122ZM131 208H132V207H131ZM189 208H190V207H189ZM194 208H195V207H194ZM194 208H193V209H194ZM211 208H210V210H211ZM240 208H241V207H240ZM240 208H238V209H240ZM260 208H261V207H260ZM53 209H54V207H53ZM58 209H59V207H58ZM104 209H105V208H104ZM113 209H114V208H113ZM125 209H126V208H124V211H125ZM183 209H184V207L182 208V210H183ZM214 209H215V207H214ZM220 209H221V208H220ZM236 209H237V208H236ZM257 209H258V208H257ZM262 209H263V210H262ZM262 209H260V211H258V213L261 212V210L264 211V207H263ZM0 210H1V209H0ZM3 210H4V209H3ZM5 210H6V209H5ZM5 210H4V212H5ZM23 210H24V209H23ZM98 210H99V209H98ZM120 210H121V208H120ZM126 210H127V209H126ZM190 210H191V209H190ZM221 210H222V209H221ZM240 210H241V209H240ZM6 211H7V210H6ZM30 211H31V209H30ZM54 211L56 212V209H54ZM99 211H100V210H99ZM110 211H111V210H110ZM115 211H116V209H115ZM122 211H123V209H122ZM122 211H121V212H122ZM128 211L131 212V209H129ZM196 211H197V210H196ZM196 211H195V212H196ZM225 211H226V210H225ZM254 211H255V210H254ZM4 212H2V213H4ZM14 212H16V210H15ZM28 212H29V211H28ZM82 212H83V211H81V213H82ZM102 212H103V211H102ZM107 212H108V211H107ZM168 212H169V211H167V213H168ZM215 212H216V211H214V213H215ZM220 212H221V211H220ZM249 212H250V210H249ZM2 213H1V214H2ZM17 213H18V212H17ZM78 213H80V212H78ZM89 213H90V212H89ZM89 213H88V214H89ZM94 213H96V212H94ZM94 213H92V215H93ZM125 213H126V212H125ZM189 213H190V211H189ZM193 213H194V212H193ZM205 213H207V212L205 211ZM205 213H204V214H205ZM244 213L246 214V212H244ZM254 213H255V212H254ZM258 213H257V214H258ZM73 214L76 215V213H73ZM82 214H83V213H82ZM165 214H166V213H165ZM170 214H172V213H170ZM170 214H169V215H170ZM190 214H191V213H190ZM195 214H196V213H194V215H195ZM211 214H212V213H211ZM216 214H217V213H216ZM220 214H221V213H220ZM234 214H235V213H234ZM250 214H251V213H250ZM262 214H263V213H262ZM7 215H9V214H7ZM7 215L5 214V216H7ZM77 215H79V214H77ZM102 215H103V213H102ZM112 215H113V214H112ZM128 215H130V214H128ZM173 215H174V214H173ZM175 215H176V214H175ZM177 215H178V214H177ZM181 215H182V214H181ZM194 215H193V216H194ZM206 215H207V214H206ZM206 215H205V216H206ZM224 215H225V214H224ZM246 215L248 216L249 214H246ZM260 215H261V213H260ZM9 216H10V215H9ZM14 216H15V215H14ZM14 216H12V217H14ZM25 216H28V215L25 214ZM83 216H84V215H83ZM83 216H82V217H83ZM85 216H86V215H85ZM85 216H84V217H85ZM106 216H107V215H106ZM109 216H110V215H109ZM137 216H139V215H137ZM179 216H180V214H179ZM185 216H186V215H185ZM189 216H190V215H189ZM191 216H192V215H191ZM208 216H209V215H208ZM234 216H235V215H234ZM234 216H233L232 218H234ZM263 216H264V215H263ZM263 216H262V217H263ZM0 217H1V216H0ZM12 217H10V218L12 219ZM15 217H16V220H17V216H15ZM72 217H73V216H72ZM87 217H88V215H87ZM102 217H103V216H102ZM104 217H105V216H104ZM174 217H176V216H174ZM181 217H182V216H181ZM217 217H218V216H217ZM217 217H216V218H217ZM220 217L223 218L222 215H220ZM220 217H218V218H220ZM224 217H225V216H224ZM249 217H250V216H249ZM2 218H3V217H2ZM18 218H19V217H18ZM100 218H101V216H100ZM108 218H109V217H108ZM111 218H112V217H111ZM113 218H114V217H113ZM113 218H112V219H113ZM167 218H168V217H167ZM177 218H178V217H177ZM186 218H187V217H186ZM189 218H192V217H189ZM199 218H201V217H199ZM203 218H205V217H203ZM225 218H226V217H225ZM252 218H254V217H252ZM255 218H256V216H255ZM62 219H63V218H62ZM62 219H61V220H62ZM103 219H104V218H103ZM117 219H118V218H117ZM131 219H133V218H131ZM134 219H135V218H134ZM174 219H175V218H174ZM187 219H188V218H187ZM192 219H194V217H193ZM237 219H238V218H237ZM247 219H248V218H247ZM247 219L245 218V221H246ZM261 219H262V218H261ZM261 219H260V220H261ZM3 220L5 221L4 218H3ZM3 220H1V221H3ZM16 220H15V218H14V221H16ZM75 220H76V218H75ZM92 220H93V218H92ZM168 220H169V219H168ZM216 220H217V219H216ZM218 220H219V219H218ZM263 220H264V218H263ZM62 221H63V220H62ZM62 221H61V222H62ZM115 221H116V220H115ZM128 221H129V220H128ZM135 221H136V220H134V222H135ZM165 221H166V220H165ZM169 221H170V220H169ZM190 221H191V220H190ZM74 222H76V221H74ZM100 222H103V220H102V221L100 220ZM117 222H118V221H117ZM159 222H160V221H159ZM167 222H168V221H167ZM167 222H166V223H167ZM175 222H176V221H175ZM212 222H213V221H212ZM215 222H216V221H215ZM218 222H220V221H217V223H218ZM221 222H222V221H221ZM221 222H220V223H221ZM258 222H259V221H258ZM260 222H261V221H260ZM263 222H264V221H263ZM2 223H3V222H2ZM89 223H91V222L89 221ZM89 223H88V225H89ZM118 223H119V222H118ZM124 223H125V222H124ZM126 223H127V219H126ZM160 223H162V222H160ZM160 223H159V224H160ZM172 223L174 224V220H173V222L170 221L168 224H169L170 226H172V225H173ZM176 223H177V222H176ZM205 223H206V222H205ZM213 223H214V222H213ZM251 223H252V222H251ZM251 223H250V224H251ZM85 224H87V223H85ZM168 224H167V226H168ZM171 224H172V225H171ZM178 224H180V223H178ZM182 224H184V223H182ZM182 224H180L179 226H181ZM215 224H216V223H215ZM73 225H74V224H73ZM75 225H76V224H75ZM75 225H74V226H75ZM101 225H103V224H101ZM101 225H100L99 229H97V230H102V229H101ZM125 225H126V224H125ZM195 225H196V224H195ZM2 226H3V225H2ZM61 226H63V225H61ZM98 226H99V222H98ZM103 226H104V225H103ZM177 226H178V225H176V227H177ZM183 226H184V225H183ZM222 226H223V225H222ZM226 226H227V225H226ZM66 227H67V226H66ZM109 227L112 228L111 226H109ZM139 227H140V226H139ZM161 227H163V226L160 224V228H158V229H161ZM176 227H175V225H174V226L171 227V228H173V229H174V228L177 229ZM184 227H185V226H184ZM187 227H188V226H187ZM203 227H204V226H203ZM217 227H218V226H217ZM231 227H232V226H231ZM234 227H236V224H235ZM237 227H238V226H237ZM102 228H103V227H102ZM123 228H125V227L123 226ZM168 228H169V227H168ZM191 228H192V227H191ZM205 228H206V227H205ZM208 228H209V227H208ZM220 228H221V227H220ZM253 228H255V224H254V227L251 226L250 230L253 229ZM263 228H264V227H263ZM2 229H3V228H2ZM2 229H0V230H2ZM65 229H67V228H65ZM76 229H77V228H76ZM115 229H118V228H115ZM162 229H163V228H162ZM166 229H167V228H166ZM169 229H170V228H169ZM189 229H190V228H189ZM213 229H214V228H213ZM215 229H216V227H215ZM218 229H219V227L217 228V230H218ZM223 229H224V228H223ZM231 229H232V228H231ZM234 229H235V228H234ZM234 229H233V230H234ZM237 229H239V228H237ZM256 229H257V228H256ZM256 229H255V230H256ZM47 230H48V229H47ZM59 230H60V229H59ZM61 230H62V228H61ZM68 230H70V229H68ZM154 230H155V229H154ZM154 230H153V231H154ZM164 230H165V229H164ZM219 230H220V229H219ZM241 230H242V229H241ZM250 230H249V231H250ZM108 231H109V229H108ZM165 231H166V230H165ZM167 231H168V229H167ZM174 231H176V230H174ZM187 231H188V229H187ZM190 231H191V230H190ZM211 231H212V230L210 229V232H211ZM236 231H237V230H236ZM239 231H240V229L238 230V232H239ZM244 231H245V230H244ZM247 231H248V230H247ZM251 231H252V230H251ZM251 231H250V232H251ZM0 232H1V231H0ZM62 232H63V231H62ZM66 232H67V231H66ZM75 232H76V231H75ZM109 232H110V231H109ZM112 232H113V231H112ZM115 232H116V231H114V234H115ZM159 232H160V231H159ZM207 232H209V231H207ZM207 232H206V233H207ZM254 232H255V231H254ZM2 233H3V232H2ZM41 233H42V232H41ZM63 233H64V232H63ZM63 233H62V235H63ZM67 233H68V232H67ZM70 233H71V232H70ZM70 233H69V234H70ZM72 233H73V232H72ZM99 233H100V232H99ZM177 233H178V232H177ZM182 233H183V232H182ZM188 233H189V232H188ZM206 233H205V234H206ZM245 233H246V232H245ZM260 233H261V232H260ZM262 233H263V232H262ZM47 234H48V233H47ZM64 234H65V233H64ZM74 234H75V233H74ZM169 234H170V232H169ZM178 234H179V233H178ZM183 234H184V233H183ZM211 234H212V233H211ZM250 234H251V233H250ZM258 234H259V233H258ZM263 234H264V233H263ZM263 234H262V235H263ZM72 235H73V234H72ZM75 235H76V234H75ZM88 235H89V234H88ZM90 235H92V233H91ZM101 235H102V234H101ZM101 235H100V236H101ZM171 235H172V233H171ZM175 235H176V234H175ZM181 235H182V234H181ZM207 235H208V234H207ZM247 235H249V232H248ZM252 235H253V234H252ZM49 236H51V235L49 234L48 237H49ZM55 236H56V235H55ZM66 236H67V235H65V237H66ZM83 236H84V235H83ZM83 236H82V238H84ZM86 236H87V235H86ZM100 236H99V237H100ZM169 236H170V235H169ZM169 236L166 235V237H169ZM204 236H205V235H204ZM208 236H209V235H208ZM222 236H223V235H222ZM258 236H261V235L259 234ZM27 237H28V236H27ZM45 237H47V236L45 235ZM63 237H64V236H63ZM71 237H72V236H71ZM71 237L69 236L70 239H71ZM74 237H76V236H74ZM170 237H171V236H170ZM170 237H169V238H170ZM175 237H176V236H175ZM177 237H178V236H177ZM202 237H203V236H202ZM253 237H254V235H253ZM101 238H102V236H101ZM114 238H115V236H114ZM114 238H113V239H114ZM157 238H158V237H157ZM203 238H204V237H203ZM206 238H207V236H206ZM209 238H210V237H209ZM248 238H250V237H248ZM256 238L259 239V237H256ZM260 238H261V237H260ZM263 238H264V237H263ZM263 238H262V239H263ZM36 239H39V238H36ZM47 239H48V238H47ZM49 239H50V238H49ZM49 239H48V242H50V240H51V239H50V240H49ZM52 239H53V237H52ZM54 239H55V238H54ZM56 239H57V238H56ZM165 239H166V238H165ZM167 239H168V238H167ZM217 239H218V238H217ZM217 239H216V240H217ZM221 239H222V238H221ZM39 240H40V239H39ZM39 240H37V241H39ZM43 240H44V239H43ZM59 240H60V239H59ZM64 240H66V238H65ZM78 240H79L78 243H80V242H82L84 239H81V237H79ZM99 240H100V239H99ZM114 240H115V239H114ZM114 240H112V241H114ZM122 240H123V239H122ZM208 240H209V239H208ZM263 240H264V239H263ZM37 241H36V242H37ZM41 241H42V238H41ZM108 241H109V240H108ZM115 241H116V240H115ZM165 241H166V240H165ZM206 241H207V240H206ZM210 241H211V239H210ZM220 241H222V240H220ZM223 241H224V240H223ZM245 241H247V240H245ZM252 241H253V240H252ZM252 241H251V242H252ZM258 241H260V240H258ZM1 242H2V241H1ZM43 242H44V241H43ZM64 242H65V241H64ZM72 242H74V241H72ZM72 242H71V243H72ZM75 242H76V240H75ZM96 242H98V241H96ZM109 242H110V241H109ZM185 242H187V241H185ZM217 242H218V241H216V242H214V243H217ZM247 242H249V241H247ZM254 242H255V237H254ZM261 242H262V241H261ZM165 243H167V242H165ZM205 243H207V242H205ZM208 243H209V242H208ZM210 243H212V244H210ZM210 243H209V246H210V245H211V247H212V246H215V244H214L213 242H210ZM218 243H219V242H218ZM218 243H217V244H218ZM262 243H263V242H262ZM0 244H1V243H0ZM31 244H32V243H31ZM49 244H50V243H49ZM51 244H52V243H51ZM68 244H69V243H68ZM80 244H81V243H80ZM93 244H94V243H93ZM95 244H96V243H95ZM98 244H99V243H97L96 247L99 246ZM110 244H111V243H110ZM152 244L155 245L154 243H152ZM203 244H204V243H203ZM222 244H223V243H222ZM246 244H248V243H246ZM259 244H260V242H259ZM6 245H8V244H6ZM53 245H54V244H53ZM248 245H249V244H248ZM253 245H255V244H253ZM256 245H258V244H256ZM256 245H255V246H256ZM260 245H261V244H260ZM260 245H259V247H260ZM263 245H264V244H263ZM2 246H3V245H2ZM2 246H0V247H2ZM19 246H20V245H19ZM49 246H50V245H49ZM66 246H67V245H66ZM71 246H72V245H71ZM88 246H89V245H88ZM88 246H87V247H88ZM93 246H94V245H93ZM93 246H92V247H93ZM111 246H113V245H111ZM156 246L159 247V245H156ZM206 246H207V245H206ZM219 246H220V245H219ZM261 246H262V245H261ZM47 247H48V246H47ZM56 247H57V246H56ZM68 247H69V246H68ZM89 247H90V246H89ZM96 247H95V248H96ZM148 247H149V246H148ZM148 247H147V248H148ZM150 247H151V246H150ZM150 247H149V248H150ZM157 247H156V248H157ZM200 247H203V245H201ZM207 247H208V246H207ZM244 247H245V244H244ZM257 247H258V246H257ZM257 247H256V248H257ZM263 247H264V246H263ZM4 248H5V246H4ZM32 248H33V247H32ZM48 248H49V247H48ZM105 248H106V247L101 248V252H102ZM156 248H155V249H156ZM216 248H218V247H216ZM220 248H221V247H220ZM249 248H250V247H249ZM249 248H248V250H249ZM1 249H2V248H1ZM56 249H57V248H56ZM59 249H60V248H59ZM88 249H90V251H91V248H88ZM92 249H94V248H92ZM151 249H153V247H152ZM151 249H150V250H151ZM246 249H247V247H246ZM260 249H261V247H260ZM262 249H263L262 251L264 252V248H262ZM17 250H20V252H21L23 249H18V248H17ZM236 250H237V249H236ZM253 250H255V248H254ZM257 250H258V249H257ZM0 251H1V250H0ZM50 251H51V250H50ZM55 251H57V250H55ZM94 251H95L96 253L99 252L97 249H94ZM140 251H141V250H140ZM221 251H222V250H221ZM234 251H235V250H234ZM237 251H238V250H237ZM250 251H251V249H250ZM260 251H261V250H259V252H260ZM24 252H25V249H24ZM28 252H30V250H28ZM47 252H49V251H47ZM47 252H46V253H47ZM62 252H63V251H62ZM132 252H133V251H132ZM138 252H139V251H138ZM138 252H137V253H138ZM141 252H142V251H141ZM141 252H140V253H141ZM145 252H146V251L142 252L141 254H142V255H143V253H144V254H147V253H145ZM216 252H217V251H216ZM219 252H220V250H219ZM222 252H223V251H222ZM248 252H249V251H248ZM255 252H256V251H255ZM18 253H19V252H18ZM30 253H32V252H30ZM81 253H82V251H81ZM83 253H84V252H83ZM86 253H87V252H86ZM133 253H134V252H133ZM203 253H204V252H203ZM229 253H231V252H229ZM229 253H228V255H230ZM240 253H241V252H240ZM253 253H254V252H253ZM20 254L23 255V254H25V253L22 252V253H20ZM39 254H40V253H39ZM43 254H44V253H43ZM48 254H49V253H48ZM55 254H56V253H55ZM93 254H94V253H93ZM138 254H139V253H138ZM148 254H149V253H148ZM181 254H182V253H181ZM184 254L186 255L187 252H186V253H183L182 255H184ZM188 254H189V253H188ZM188 254H187V255H188ZM216 254H217V253H216ZM226 254H227V253H226ZM231 254H232V253H231ZM251 254H252V252H251ZM251 254H250V255H251ZM254 254H256V253H254ZM262 254H263V253H262ZM16 255H18V254H16ZM21 255H20V256H21ZM28 255H29V254H28ZM56 255L58 256V254H56ZM91 255H92V254H91ZM131 255H132V253H131ZM135 255H136V254H135ZM178 255H179V254H178ZM193 255H194V254H193ZM199 255H201V254H199ZM220 255H221V254H220ZM220 255H219V256H220ZM233 255H234V254H233ZM248 255H249V254H248ZM252 255H253V254H252ZM258 255H259V253H258ZM258 255H257V256H258ZM20 256H19V258H20ZM30 256H31V254H30ZM57 256H56V257H57ZM95 256H96V255H95ZM95 256H94V257H95ZM127 256H129V255L127 254ZM133 256H134V255H133ZM171 256H172V255H171ZM171 256H170V257H171ZM173 256L176 257L177 255H173ZM191 256H192V255H191V253H190V257H191ZM196 256H198V255H196ZM202 256H203V255H202ZM254 256H255V255H254ZM254 256H253V257H254ZM257 256H256V257H257ZM25 257H26V256H25ZM58 257H59V256H58ZM90 257H91V256H90ZM135 257H137L136 259H138L140 256L138 257V255H137V256H134V258H135ZM146 257H147V256H146ZM184 257H186V256H184ZM188 257H189V255H188ZM190 257H189V259H190ZM228 257H229V256H228ZM232 257H233V256H232ZM232 257H231V258H232ZM256 257H255V258H256ZM14 258H15V255L13 256V259H14ZM17 258H18V257H17ZM27 258H28V257H27ZM27 258H26V260H27ZM30 258H32V257H30ZM37 258H38V257H37ZM61 258H62V257H61ZM61 258H60V259H61ZM126 258H127V257H126ZM126 258H123V259H126ZM130 258H131V256H129V259H130ZM134 258H131V259H134ZM147 258H149V256H148ZM167 258H169V257H167ZM172 258H173V257H171L170 259H172ZM186 258H187V257H186ZM186 258H184V260H182V261H186V260H185ZM39 259H40V258H39ZM39 259H38V260L34 259L33 262H35V260L39 262ZM51 259H52V258H51ZM56 259H58V258H56ZM94 259H95V258H94ZM136 259H135V260H136ZM139 259H141V258H139ZM139 259H138V260H139ZM178 259H179V258H178ZM181 259H182V258H181ZM226 259H227V257H226ZM238 259H240V258H238ZM261 259H262V257H261ZM11 260H12V259H11ZM14 260H16V259H14ZM20 260H21V259H20ZM23 260H24V259H23ZM53 260H54V259H53ZM91 260H92V259H91ZM141 260H142V259H141ZM163 260H164V259H163ZM165 260H166V259H165ZM174 260H175V258H174ZM179 260H180V259H179ZM190 260H191V259H190ZM222 260H223V259H222ZM222 260H221V261H222ZM234 260H235V259H234ZM257 260H259V259H257ZM17 261H18V260H17ZM21 261H22V260H21ZM54 261H56V260H54ZM54 261H53V262H54ZM161 261H162V260H161ZM167 261H168V259H167ZM172 261H173V260H171V262H172ZM177 261H178V260H177ZM188 261H189V260H188ZM197 261H198V260H197ZM197 261H196V262H197ZM225 261H226V260H225ZM232 261H233V260H231V262H232ZM255 261H256V260H255ZM9 262H10V261H9V258H5V259L3 260V256H2V254H1V256H0V264H9ZM12 262H13V260H12ZM19 262H20V261H19ZM30 262H31V261H30ZM43 262H44V261H43ZM46 262H47V261H46ZM46 262H45V263H46ZM59 262H60V261H59ZM140 262H143V261H140ZM162 262H163V261H162ZM171 262H170V263H171ZM173 262H174V261H173ZM193 262L196 263L195 261H193ZM226 262H227V261H226ZM226 262H225V263H226ZM236 262H237V261H236ZM261 262H262V260H261ZM26 263H28V260H27ZM35 263H36V262H35ZM35 263H34V264H35ZM40 263H41V262H40ZM40 263H39V264H40ZM47 263H48V262H47ZM51 263H52V262H51ZM57 263H58V262H56V264H57ZM97 263H98V262H97ZM163 263L165 264V261H164ZM167 263H169V262H167ZM194 263H192V264H194ZM199 263H201V262H199ZM205 263H206V262H204V264H205ZM211 263L213 264V261H211ZM211 263L209 262V264H211ZM223 263H224V262H223ZM229 263H230V262H229ZM14 264H15V263H14ZM17 264H18V262H17ZM37 264H38V263H37ZM41 264H42V263H41ZM58 264H60V263H58ZM61 264H62V263H61ZM117 264H118V262H117ZM145 264H147V262H145ZM149 264H151V263H149ZM177 264H179V263H177ZM182 264H184V263H182ZM185 264H186V263H185ZM201 264H202V263H201ZM207 264H208V263H207ZM227 264H228V262H227ZM234 264H235V263H234ZM258 264H259V262H258Z\"/></svg>",
    "mask_w": 264,
    "mask_h": 264
}]
</instances>
